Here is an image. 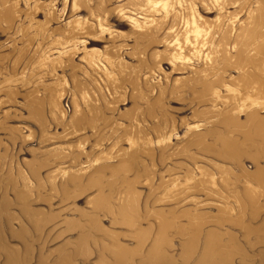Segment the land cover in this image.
Listing matches in <instances>:
<instances>
[{"label": "bare ground", "instance_id": "6f19581e", "mask_svg": "<svg viewBox=\"0 0 264 264\" xmlns=\"http://www.w3.org/2000/svg\"><path fill=\"white\" fill-rule=\"evenodd\" d=\"M22 1L24 2V5H25L24 10L20 9L19 5H18L21 2V0H0V37L6 38V40H9L2 51L8 50L9 47L11 48L13 46V49L12 50L9 49L8 53H5V54L0 53V59L1 58L3 59L2 62L6 61L5 67L7 64H8V66L11 65L12 66V67L10 66L11 69L14 72H16L19 67H20L19 70L23 69L22 68L23 66L21 64H22V62H24V66L26 67V68L24 67V69H27L28 62L32 57L37 55L38 57H40L42 59V61L43 60L47 61L50 58V53H53L54 50L56 51L55 53L57 54V56L56 57L53 56L54 58H52V57L50 58L52 62L50 61L49 63H51L52 67H48V69L51 68L52 72L59 69V68L56 69L55 66L58 64V59H60V57H63V56H66V58H67L66 62H69L70 64L73 65V63L71 62L74 59V58H72L73 53L75 51H78L79 47H80L79 44L81 41L79 39L80 38L79 36L81 34H83V28H86L84 26L90 25L89 27H91L93 25L92 29H89V30L87 29L86 34H88L90 32V30L94 29V25H96V24L94 22L91 23L92 20L101 21V20H99V18H97L98 17L97 14H96L97 19H92L91 21L88 19V21H90V24L86 25L88 23L87 22L82 28L76 26V24L81 22V21H79V19L77 20L79 22L75 23L74 22L75 20H73V18H69V20H73V24H72V21L66 22L69 25L71 24L69 26V28H68V26H67V29L65 27H63L65 29L62 30L63 28L61 26V30H58L57 28L60 29V27L58 25V26H56L57 30L52 28V29H48V31H45V29L49 27V24L51 26V23L53 22L55 17H56V20H58L57 15H56L57 11L55 13L54 12L55 9H53V7H52V4L55 1L54 0H47V1H50V5H47L48 6L47 9L46 8L44 9V7H46V6L44 3L40 2V0H22ZM65 1H67V0H64V2ZM75 1H77V0H75ZM75 1L73 0L72 3H70V8H67V7H64V8H66V10L70 9V12L71 11L74 12ZM90 1L91 0H89L88 2H90ZM79 2H81V1H79ZM109 3L116 4V6H113L109 9L104 8V10L101 9L102 7L99 9V10L105 11V12H106V10L108 11V12H106V14H107L106 17L102 16L103 12L101 14H98V15L102 16V17H100L101 19L106 18L105 20H107V22L105 21L106 23L105 22H103V23L107 25L109 23L108 21H110V23H111L113 20L114 23L115 22L118 23L117 24L118 26L119 25H126L127 23H129L130 27H131V31H130L129 35H127V36H125L126 34L118 36L117 35L118 32H115L113 29L114 33H116V34L114 35L115 37H113L112 35L111 36H112V38H114L115 42H110V45H111V43H114V46L112 47V50L108 54V57H107L109 65L111 67V68L110 67L109 68L112 69L111 72H113V70L115 69L118 71V72L116 71L117 73H122L123 76H126L125 74H128V75L130 74L129 77L135 76V80H134L133 84H130L132 82V79L131 80L129 79V81H131V82H128V83L130 84V86L135 85L136 89L139 91L141 88L140 81L142 80L140 78V77H142L141 73L144 70H147L148 73L153 75L154 71L157 72L160 69V64L163 61L161 57L165 56L169 61H171L172 63L175 64L176 70H180L179 67H177V66H181L183 70H187V68L190 67L189 78L187 79V77H186L185 78L186 80L184 78H182V82L180 85L183 86V84H185L183 86V87H185L186 84L191 83L192 89L187 88L188 86H190V84L188 86H186V88H187L186 91H185V88L183 89L181 87V89L178 90V87H177V91H179V95L185 94V92H187L191 89L192 92L191 91L190 92L192 94H195L196 97L199 98L198 99L199 104L204 103V102H206L204 104H207V102H208V104L210 103L209 106L211 108L208 105H207V107L212 109V111H210V110H208L210 112H207L205 110L204 111L202 110L201 112L197 111L198 110L197 108L201 104L195 108V106L197 105L198 102L197 103H196V101L192 102V100L193 99L197 100V99H195L192 95H190V97L191 96L193 97V99H191V102L196 103L195 105H192V106H194L195 112L196 111L199 112V114H196V115H195V113L193 114L195 116L194 118H198L200 120V117H203V119H205L204 118L205 115H206V117H207V115H209V117H207V119L204 120V123L196 124V122H192V121H191V123H188L189 122V121H187L188 118L183 119L181 117H178L179 114L177 115L175 113V111H177V109H172V110H175L174 113L177 115L176 116L174 114V116H173V113L171 114L172 110L170 108L168 109L169 106L166 105V103L168 101L170 102L169 99L175 97V84L172 88H170V90L169 89L168 90L162 89L164 87L161 88V86L159 85L161 89H160V91H158L156 93L158 96H156V94H155L156 97L154 96L153 99H150V98H146L143 95H140L139 99H137V100H142L140 102L145 101L146 105L149 107L148 109H150V111H152L151 112L152 114L155 113V111H157L155 116L153 115L154 119H152L150 121V122H153V124H151V125L147 124L148 127L150 126V129L148 127H144L142 125L144 123H141V120H140V119H144L145 117H150L147 115V112H145V111H141V113L145 112V114L147 115L144 118H142L143 116L138 115V114H140V112L136 115L131 111H127V112H131L134 115L132 116V115L128 114L129 116H127V117L130 118L131 120H130V123H128L127 120L125 119L126 120L125 122H127L129 124V125H126V123L123 122V124H125V126H127L125 128V126H119V125H122L121 121H119L121 123L116 122L120 119L121 115H119L120 117H116L114 115V114H116V113H114L116 111V105L117 104L119 105L120 103L116 102L114 100L115 99L114 98L113 102L112 101L110 102V100L109 101L105 100V104L103 103V105L100 106L99 103H101V102L98 100L100 97H98L94 93L90 92L84 86V84H82V83L80 84L79 82L82 78L80 76H78L81 79L76 80V83H79L80 85L78 84L77 89H75V90L78 91V93H79V96H77V98H80V101L78 102V100H77V102L79 104L76 107V110L74 112L75 113V126L74 127H76L75 133H77L78 139H76L77 137L75 136L77 146L74 143H73V145L78 147L79 150H78V154L76 157H74L75 155H73V154L76 153L77 151L76 152L74 151V153H72L73 157L75 158L72 161H74L75 163L80 162V157H82V155L85 154L84 153V147L86 146L85 148H88L87 144L90 145V141L88 140V138L92 135H96L95 137L99 136V137H101V139L104 138V140H107V139H110L111 141L114 140L112 142L113 144L111 143L112 147L110 146L109 148H111V151L113 148H115V151H117V152L113 151V153L115 152V154H112V155H115V156H112V155L110 156L109 154L112 152L108 151V152H110V153H108L106 151L107 154L101 153V154L97 155L96 157L94 156L95 152H94V154L90 152L91 153L90 154L87 151V153L89 155H92V156L89 157V155L86 153V156H84V158H86V162H87V160L92 161V160H89V158L95 157V159L92 158L94 160L92 164L90 162H87V164L90 163L89 166L91 168L95 169V170H93L94 171L93 176H97V177L102 176L101 178H103V176H106L108 174L107 172H110L112 169V168H110V171L109 170L107 171V169H106V171H104V166H102V164L101 165L98 164L100 166H96V164H94V163L103 162V165H104V163L108 161L106 163V166H107V165H111V164H109V162H110L109 160L110 159L112 160L115 158L119 161V162L118 161L117 162L119 164H121L124 161L125 157L128 158V159L126 158L127 160L126 159L125 160L127 162L130 161L131 165L129 166L128 163H126V165H128L130 167V172L132 173L131 176H129V174H127L128 176L122 177L121 179H118L119 176H118V178L115 177V176H117L118 173L116 174V171H113V172H115L114 174H113V172H110L113 174L112 176L108 175L106 177L110 176L109 178L103 179L104 181H106V179L107 180L109 179V181H106V182H109L107 184H103L106 182L102 183V181L98 180L99 178L98 179H92V180H95V181L98 180L99 182H101L100 184H102L101 185L102 188H101V186H99L100 188H97L96 186H94V184H93V183H95L94 181H92L93 182L92 184L94 187H96L95 189H101L96 193H100V191H102V189H105V188H103V187H105L103 185H108V184L116 185L118 182L120 183V184L118 183L119 185L126 184L125 187H122V185H121V187L119 185H116V186L122 188V190L125 189V191H123L121 193L117 192V194H116L117 196L113 195L114 197H117L118 201H120V204L118 206H116V207L114 205H113L114 207L111 206L110 197H106L105 201H101V203L100 204L98 203V204L101 205V209H103L102 214H104L103 213L104 210L105 211L107 210V212L112 214L111 217H113L112 218L113 226L114 225H127L128 227L132 228V231H131L132 237H134L137 240V244H135L136 243L135 242L133 246L136 245L138 248L135 249L133 247L135 250L128 249L127 247L124 246V244H121L119 242L120 235H125V234L119 235V233H115V231L107 230V228H109L107 225H106L107 227H105V228L102 226V224H101L102 220H100V215L98 214V208H100V207H98V208L97 207H91L93 210L91 208H89V209L92 210V212H90V213H89V211L87 213L86 212H80V214H79L82 219L87 218L86 222L84 221V224H85L86 228L88 227V229H89L88 233H86L87 229L84 230V233H82V235H80L79 232L74 231V230H76V228H80V226L76 225V224L78 222H80L81 220L77 222L76 218H75V220L77 223L75 221H72L70 224V225H72V227H71V229H69L70 226L68 227V226H66V224H68V222H70L69 221L70 219L65 218L64 213H65V211H69L70 207H66V205L64 203L66 201H68L69 199L71 200V198H73V196L70 194H71V192H73L75 190L73 188H76L75 187L76 185H74V187L72 185L71 188L73 187L72 188L73 190H70L69 183H71V181L67 184L66 183L65 184H57V182H56V184H54L53 178L51 177V174L48 175V177L50 179V182H52V183L48 184L45 182L46 184H41L42 179H40V178H42V177H40L41 176L40 172L38 173V172L34 171L36 169H34V170L32 169L33 171L30 172V175H27V174L25 175L24 173H21V176L26 177V178H23L26 180H31L33 178L32 181H34V179H35L36 182L38 181L37 184H30L29 181L27 183L25 180L23 181V184L18 183V182L15 183L14 182L15 180L13 181V179H11V178H10L11 180L7 182L8 184L7 183L0 184V264H70V263L75 264V263H72L74 261L76 262V260L74 259V255L72 253L73 249H71L72 250L71 252L69 251V246H72V245L79 247V249H81V251L79 252L80 253L79 255L81 257L83 256V258L85 257L84 259L89 261V259H87V256L91 257L94 254H93V252L91 253V251H90L89 252L90 254L88 255V250L85 248L84 244L86 243L85 239H87V237L90 236L91 234H94V236L92 237V241H93L94 246L96 247V250H97V251L95 250L97 252V254L95 252L96 260L93 264H155L156 260H154L155 262H153L154 257L151 256V254L156 248H158L157 245H155L156 241L159 240L158 234H160L161 235L160 238H162L163 236H165L164 232L167 229H168L167 233H168L169 229H171V227H173V226H174V229H176L175 225H174V224H176V222H174V221H176V219H179V218L180 219H182V218L187 219V224H185L184 222L181 224L180 220L178 222L181 225L178 226V232L177 233L181 232L183 237H184V234L186 232L188 233L187 234L188 238H186L187 240L186 239L184 240L185 237L183 238V237H181V235L179 236V237L183 238L182 240L186 241V244H187L185 246H187L186 248L188 250L184 246L185 242H183L184 244L180 243L181 246L182 245L184 246L182 248L183 249L182 251H184V248H185V251L186 250L188 251L187 255L189 254L188 255L189 257L193 253V258H191V259H194V252L196 251V249L198 247V241L203 240V242L205 241L203 243L204 245L202 244V242H199L203 245V247L201 248L202 250L196 251L195 256H197V252H199L200 255L198 254L199 255V257L197 256L198 259L195 257L196 261L194 260L195 261L194 263L195 264H225V263L229 262L228 252L230 250H232L233 248L235 249L236 246L234 245V243L237 245L242 243V242H239L241 240V238L238 239L239 241H237L234 238L237 237L236 235L238 233H235V235L233 236L234 238H231V237L227 236L229 233H227L226 231L229 232V230H226V231L221 230L222 233L226 232V236L228 237L227 240H225V239L224 240L227 242V241H229V238H230L232 245L235 246L231 249V246H230L231 243L230 242H229L230 244L228 243L229 244L228 246H230V247L226 246L227 245L226 243H225L226 245H224V243H223L225 241H223L222 237L225 234L220 235L221 231L216 230L217 227L215 226L214 232L220 233V234L216 233L218 236L215 233H213V230L211 229L212 232L209 234V232H210V230H209V232H207V236L205 235L206 238L203 237V239L200 238L201 239L200 240L199 237H201L200 236L201 227L203 225H205L203 222L201 223V218L203 217L202 219H204V216L207 217L206 212L204 213V211H201L200 209L203 206H204V208H205V206L207 207L208 203H209L208 205L211 206L210 201L206 205H205V202L208 201V199H210V198H208L209 196H213V197L215 196V197L219 198V201L218 200L214 201L213 200L214 198L212 199L216 203L221 202L220 201L221 199L226 201V203H225V201L221 202L222 204L223 203L226 204L225 207H223V209H221L218 206V208H220L221 210L219 209L217 214L220 213L221 215H223V213H224V214L228 215V213L231 214L232 212H235V210L230 212L231 210H233L232 208H234V207L231 208L230 207L231 204H230V206H228L229 200H233V198H235V197H237V198L239 197L241 199L242 198H245V199L250 198L251 200L249 199V201H251V203H252L253 202L252 199L255 196L256 197L258 196L256 194H260V192H259L260 190L257 191L258 192L257 193L251 189V187H253L251 184H253V185L258 184V188L261 190H264V170L261 169L262 167L261 168L259 167L256 171L252 172V171H249L247 169V167L244 166V164H243L244 162L242 163V157H244V155H247V157L253 158L252 157V151L256 150V149H254V150L252 149L254 147L258 148V149L260 148L261 153L259 152V155H262V152L264 154V139H263V137H264V117L260 116L261 114H259V113L261 111L260 112L255 111L256 105H253V107H255L254 110L250 109V111H249V109H248L249 112H247V110H246V112L248 114L246 113L247 117H246L245 121H240V119H239V116H241L239 113L242 112L241 109H239L240 101L246 102V103H249L251 101L257 102L254 100L259 98L261 95L264 96V0H159V1H155V2L152 0H109ZM79 4L80 3H78L76 5H79ZM94 4H95V2L92 3V5H94ZM107 4H108V2H107ZM107 4L106 5L102 4V5H105V7H107ZM65 5H67V4L64 3V6ZM82 5H83V3H82ZM84 5H86V4H84ZM99 5L100 4H98V6ZM198 5L200 6V8L205 13H211L213 10H217L218 11L217 21L214 24H211V23L203 20L198 15V10H197ZM86 7H88V6H86ZM64 8L62 9L63 11H65ZM231 8H234L233 12L229 11V9H231ZM41 11H44L43 17H44L45 21L36 20L38 18L37 16L42 15ZM70 12H69V15L70 14L72 15L74 13H78L79 11L74 12V13H70ZM87 12H90V10ZM93 12H95V11H93ZM242 12L245 13V18H242L243 20L239 19V15ZM59 13L61 14V11ZM58 16H61V15H58ZM63 21H62V23H63ZM100 23L101 22H97V24H100ZM79 24H78V26H79ZM45 25H48V26H45ZM66 25L64 23L63 26H66ZM106 25H105V28L103 31H105ZM113 25L114 24H112V27L115 28ZM107 26L110 27V25H107ZM89 27H87V28H89ZM96 27L98 28V26H96ZM99 28H100V26H99ZM107 29H108V30H106L107 32L111 31V30H109L111 28H107ZM36 30L37 31L40 30L42 33L41 38H39L40 36L37 35V37L39 39L37 41H36V33H38V32ZM57 31H58V33L61 32L62 33L61 36H64V38H65L64 39L62 37L64 39V42H61L62 38H59L60 41H58V42H61L60 44L64 43V45H68V46L65 47L63 45V47H61L59 45L61 48L56 47L58 50L57 49L52 50V48H55V46H56L55 45L54 47H50L51 50H48L50 48L48 46H46L45 43H46V41L51 39L53 36L56 37V35H54V33ZM98 31H102V30L99 29ZM58 33H57V35L59 37H61ZM63 33H64V35H63ZM93 34H94V32H93ZM95 34L100 36L98 33H95ZM100 34H101V32H100ZM91 35H92V33H91ZM159 37H161V38H159ZM100 38H103V35H102V37L100 36ZM120 39L130 40V41H132L133 44L130 47L126 44H118L117 43L118 41L116 42V40H120ZM162 40H165V45H166L164 52H158L157 50L150 49V47L152 45L159 43L158 41H162ZM35 42H36V44L34 45L33 48H31L33 43H35ZM78 45H79V47H78ZM65 49H67V50H65ZM122 49H124L123 51L125 52V56L127 58H129V59H130V57H131V59L136 58L138 63L134 66H131L130 64L126 63L125 59L122 61L121 57H120V54L122 53V51H121ZM125 49H128V50L126 51ZM106 50L107 49H105V51ZM170 50H171V52H170ZM184 50H185V52H184ZM191 54L194 55V58L198 59V62L200 64L199 66L192 65V64L187 65L189 62L187 64L185 63L188 56ZM100 56H103V55L101 54ZM90 57H92V56H88V59H91ZM92 58H95V57H92ZM122 58H124V56H122ZM37 59L38 58H36V60ZM83 59H85V58H83ZM83 59H80V60L83 61ZM100 59L102 60V58H100ZM26 60H27V63H25ZM33 60H35V59H33ZM92 61H95V60H92ZM97 61H98V64H102V63H99V60H97ZM176 61H180L179 62L180 64H178ZM4 62H3V64H4ZM77 63L81 64L79 62H77ZM86 63H87L88 68H89L90 64H88V60L85 61V64ZM90 63H91V61H90ZM42 64H44V63H41V65ZM70 64H66V65H70ZM78 64H77V67H78ZM92 64H94V63H92ZM95 64L97 65V63H95ZM103 64H104V62H103ZM216 64L218 66H216ZM0 65H1V60H0ZM63 65H62V67H63ZM74 65H73V69L75 67ZM8 66H7V68H8ZM39 67H41V66H39ZM57 67H60V64H58ZM229 67L237 68V70H238V73H237L238 77L237 78H233V77L227 78L225 76V74L227 73L226 72L227 68H229ZM7 68H5V69H7ZM11 69H8V71ZM85 69H86V67H85ZM98 69H99V67H98ZM107 69H105L106 72H107ZM110 69H108V71ZM39 70H41V69H39ZM92 70H94V69H92ZM101 70H102V68H101ZM0 71H1V69H0ZM3 71L7 72V70H3ZM11 71H9V72H11ZM81 71H83V69H81ZM84 71H86V70H84ZM84 71L82 73H86ZM173 71H174V68H173ZM41 72H43V71L41 70ZM17 73L19 74V72H17ZM101 73H103V72H100V74H98V76L102 77L103 75ZM105 73H103V74H105ZM40 74H42V73H40ZM54 74H55V72H54ZM89 74H92L91 71H90V73L88 72L87 75H89ZM186 74H188V73H186ZM5 75L7 76L9 74H5ZM87 75L85 74L84 76H87ZM112 76H114V75H112ZM123 76L118 75L117 77L120 79ZM9 77H11V76H9ZM12 77L11 78L7 77L8 80L4 79V82H0V153H1V150H3L2 147H5V149H6L5 154H6V152L9 151L10 146L12 145L13 146V147L11 146V148H13L12 151H14V148H15L17 150L19 149V153L24 152V154H28V150H26V148L24 149L23 144H25L26 142H30V141H28V138L30 140H32V138H33L32 136H33L34 131H32V130L29 131L28 128L31 129V127H27L26 131L28 133V136H22L23 134H25L22 130L9 127L7 125L8 124L7 121L12 116L9 117V115H10L9 112L11 110L6 109V108H8L6 106L11 105L13 107V105H15V104H17V106L19 104V107L23 106L24 107L23 111H26V110L28 111V112L26 111L27 117H29V118L31 117L32 119H35L36 121L39 122V124H37V125H39V126H37V128L40 127L39 130H40V135H41L40 136L41 141H39V144H44V143H47L48 141L55 140L56 138H58L57 136H54L53 134L49 135L47 125H45L47 123H44V121H43V120L46 121V119L43 118L44 117L45 101L46 100L48 101L49 105L51 106L50 107L48 105V107L53 109V110H51V109L50 110L54 111V116L59 119L60 117H58V112H62L64 114V110L62 109V106H61V103H63V102H61V101L63 99V96H65L66 93L64 94V91L62 89L63 84L60 85L57 83L58 84L57 85L56 83H53L51 85H47V84L43 85L42 83L41 84L34 83V85L35 84H37V85H35V87L31 91L28 90V94L24 96V97H26L25 100L23 99L22 102L18 103L16 101L17 97L19 95V92H17L18 90H16V88H17L16 85L18 83H14L15 80H13ZM39 77H42V76H39ZM117 77H111V78L116 79ZM18 78H20V77H18ZM55 78H53V79H55ZM89 78H87L88 81H89ZM108 78L111 81L110 76H108ZM125 78L128 79V77H124V78H122V80L124 79L123 81H125ZM150 78H152V77L150 76ZM83 79H82V81H84ZM25 80L29 81L27 78ZM34 80H35V78H34ZM40 80L38 79V81H40ZM96 80H99L98 84L93 82V83H91V85L97 84V86H98L100 84L102 86V84L100 82L102 80H106V79H105V77H103V79L100 81V79L98 77H96ZM96 80H94V81H96ZM116 80H118V79H116ZM116 80H114V81H116ZM77 81H79V82H77ZM114 81L111 82V84H110V82L106 80V81H103V84H105V86H106V83H104V82H107L109 85L114 84L111 87H114L115 89H117L119 87L124 88L123 85H121L122 86L121 87L118 84H115ZM183 81H184V83H183ZM19 82H20V80H19ZM73 82H75V80ZM20 83L22 84V82H20ZM83 83H85V81ZM122 83H120V84H122ZM108 84H107V87H108ZM73 85H74V83H73ZM152 85H153V83H152ZM156 85H158V84L155 83L154 86H156ZM15 86H16V88H15ZM86 86L88 87V85H86ZM124 86H125V83H124ZM159 86H156L157 89L159 88ZM217 86H220V88H221V86L223 88L225 87V89L223 91H226L225 92L226 94H228L230 92V94H228L226 96L224 92H223L224 94L222 92H219V93H222V95L220 94V96L224 95V98L220 97L219 93H218V91H220V90L217 89L218 88ZM20 87L23 88V86H20ZM25 87H26V85H25ZM94 87H96V86H94ZM149 87H150V85H149ZM91 88H92L91 90H93L92 86H91ZM103 88H105V87H103ZM152 88L154 90L156 89L155 87L152 86V87H150V90ZM226 88L228 89L229 92L226 90ZM134 89H132V90H134ZM153 89H152V91L154 93L155 91ZM65 90H67V89H65ZM101 90L102 89L98 90V92ZM110 90H111V88H109V90H105V91L107 92ZM137 90H135V92H137ZM181 90H184L185 92L183 91L184 93H182V92H180ZM112 91H110V92L114 93L116 90H114V92H112ZM152 91H151V93H152ZM252 91H254V92H252ZM232 92L233 93L235 92L236 94H232ZM166 93H168L167 97L170 96L168 101H167ZM180 93H182V94H180ZM92 94H94L98 98L95 99L93 97L94 95H92ZM98 94H99V96L102 95L100 93H97V95ZM117 94H120V93H117ZM104 95H106V93ZM186 95H187V93H186ZM135 96H137V95L135 94ZM182 96H181V100H183L182 98H184ZM187 96H189V95H187ZM103 97H105V96H103ZM106 97H107V95H106ZM112 97H114V96H112ZM112 97H110V99ZM190 97H188V98H190ZM179 98H180V96L178 97V99ZM188 98H187V100H188ZM107 99H108V97H107ZM119 100L125 101V99H123V95H122V99H119ZM133 100L134 99L129 100V102L130 101L132 102ZM175 100H177V98ZM185 101H186V99H184V102ZM189 101H190V99H189ZM119 102H121V101H119ZM133 102L135 103V100ZM138 102L136 104H138ZM259 102L261 103L260 100H259ZM259 102H257V103H259ZM82 103L84 105H86L87 108L84 109L81 106ZM121 103H123V102H121ZM251 103H249V104H251ZM263 103H264V101H263ZM136 104H133L135 108L137 106H139V105L135 106ZM185 104H187V103H185ZM191 104H190V107H191L190 110L193 109ZM249 104H248V106H249ZM253 104H255V103H253ZM242 106H244V104ZM134 107L132 109H134ZM245 107H246V105H245ZM257 107H258V104H257ZM200 108L203 109V106H201ZM259 108H261V107H259ZM20 110H21V108H20ZM134 110H136V109H134ZM138 110H142V109H138ZM169 110H171V111H169ZM180 110L185 111V110H187V108H185V110H184V107H181ZM14 111H15V109H14ZM135 112H138V111L136 110ZM15 113H14V115H15ZM126 113H124V116L127 115ZM46 115H48V114H46ZM135 115L137 117H135ZM52 116H50V117H52ZM139 116H141V118ZM15 117H12V119L13 118L15 119ZM45 117H47V116H45ZM71 117H74V116H71ZM127 117H122V118H127ZM187 117L190 118V116H187ZM20 118H21V116H20ZM58 119H56V121ZM52 120H54V119H52ZM72 120H73V118H72ZM147 120H143V122L147 121ZM60 122L61 121H59V122L57 121L56 123H60ZM63 122H61L60 124L62 125ZM199 122H201V121H199ZM68 124L70 125V123H68ZM71 124H74V123L71 122ZM120 127L125 128L124 129L125 132H122L123 134L124 133L125 134L119 137L118 135H120V133H116V132H118L120 130L124 131L123 128L121 129ZM56 129H57V126H56ZM74 129L72 130L70 128L71 131H74ZM89 132H91V134L87 136V134ZM69 133H71V132H69ZM75 133H74V135H76ZM2 134L4 135L3 137H1ZM65 135L67 136L68 133ZM58 136H60L59 139L63 138V137H61V135H58ZM112 136H114V138ZM95 137H91L89 139L92 141H93L92 138H94L95 140H97V138L99 139V137H97V138H95ZM178 137L181 138L180 141L176 140L178 142V145H176L177 142H175L176 144L172 143L175 146H177V147L174 146L176 149L173 147L175 152L174 151L170 152L169 149L173 146V145H171V140H173V139L175 140ZM64 138H66V137H64ZM68 138H69V136H68ZM72 138H74V137H71V139ZM254 138L255 139L261 138L263 140L261 141V139H258V141H256L257 139L255 140ZM75 139H73V140H75ZM6 141L9 142L10 146L6 143ZM88 141H89V143H88ZM126 141L130 142V151L128 153H126V151H124L123 149L120 148V144H123V142H124L125 143L124 145H126V143H127ZM53 142H55V141H53ZM142 142L145 144V147H147V148H145L144 150L141 149L144 151V152L142 151L141 153L147 154V159H146L147 161L145 159H143L145 161L142 160L140 162V160L138 159L139 158L138 156H140L139 151H141L140 148L142 146L141 145ZM58 143H56V144H58ZM94 143H95V146H93V147L97 148V147L101 146L102 142L95 141ZM105 143H106V141H105ZM155 143L161 144V151H160V147L157 148V150L159 149L158 151L161 152L159 156H156V155L154 156V154H152V151L150 148L151 146H156V145H153ZM65 144H68V143H65ZM102 144L106 145L104 143H102ZM54 145H52V146H54ZM157 146H160V145H157ZM49 147H48V149H50ZM54 147L55 148L51 147V149L49 150V153L52 151H58V149H60L59 147L57 148L56 145ZM76 147L72 146L71 148H76ZM127 147H128V145H127ZM28 148H30V147H28ZM89 148H90V146H89ZM96 148H94V149H96ZM125 148H126V146H125ZM173 148L171 150H173ZM48 149L45 150L47 152V153L45 152L47 155L49 154ZM65 149L69 150L68 148H65ZM94 149H93V151H95ZM99 149L100 148H97L96 151H98ZM101 149H102V147H101ZM70 150L73 151V149H70ZM74 150H77V149H74ZM126 150H128V149L126 148ZM42 151L38 152L37 154L39 155V153H41L43 156L44 151L43 152ZM71 152H69V153H71ZM103 152H105V151L103 150ZM29 153H32V152H29ZM69 153L66 156H68ZM96 153H98V152H96ZM63 154H65V153H63ZM145 154H142V155L145 156ZM174 156H176V160H177V157L179 158L181 156V158H180L181 160H179V161L175 160L174 161V159H172V158H175ZM205 156L210 157L209 158L210 160L214 159L215 162L216 161L223 162L222 164H224V161L230 162L231 165H233V167L236 166L232 169L235 170L237 168V172L234 171L235 172L234 173L232 171L230 164H229L230 168L229 167L227 168V167H224L220 164L217 165L216 164L217 162L215 163L214 160L213 161L209 160V161L204 162L205 160H207L206 158H204ZM53 157H54V155H53ZM140 157L145 158L142 156H140ZM247 157H245V158H247ZM37 158H38V156H37ZM49 158H52V157H49ZM49 158H46V160H48ZM13 159L14 158H12V161H13ZM42 159H43V157L40 159V161ZM70 159H73V158H69V160ZM168 160L173 162L172 164L170 163L171 166H170V164H168V162H166ZM262 160H264V158ZM7 161L9 162L8 159H7ZM7 161L3 160L2 158L0 159V167H1L0 171H2V169H4V167H5V168H7L6 169L7 172H5V173H8V174L11 173L12 175H14L13 174V171H14L13 167L14 166H12L13 165L12 161L10 159V163H6ZM38 161L35 162V164L38 163L37 165L39 166V165H41L40 163H42V162H38ZM42 161H44V160H42ZM49 161H52V160L50 159ZM56 161H57V159H56ZM137 161L140 162V163H138V165L136 164ZM158 161H159V163L161 162V165H163L166 162V164H168L169 167L166 165L165 170L162 169L163 168L162 167L161 169L164 171L159 170L160 173L157 172V174H158V176H157L155 173L158 169L155 171V168H156V164L158 166ZM14 162H16V161H14ZM33 162L34 161H32V163ZM63 162L64 161H62V162L60 161V163H58V164H61V166H62ZM117 162H115L114 164L117 165L118 164ZM257 162H259V161H257ZM45 163H46V165L49 164L46 161H45ZM67 163H68V160H67ZM234 163H235V165H234ZM65 164L66 163H64V165ZM83 164H85L84 161H83ZM140 164H142V165H140ZM226 164H228V163H226ZM37 165H33V166H37ZM55 165H56V163H55ZM76 165H79V164H76ZM122 165H124V164H122ZM263 165H264V163H263ZM80 166L79 167L82 168V166H84V165H80ZM45 167L47 168V166H45ZM45 167H43V168L41 167V169H44ZM50 167H51V165H50ZM58 167H60V166H58ZM71 167L70 168L65 167L66 171L71 169ZM120 167H122V166H120ZM125 167L126 166H123L122 169H125ZM31 168H32V166H31ZM254 168H255V166H254ZM51 169L52 168H50V170ZM60 169H63V168L60 167ZM82 169H84V167ZM86 169H88V168H86ZM119 169L120 168H118V170ZM19 170H20V168H19ZM50 170H47V171L49 172ZM76 170H78V168L75 167V171ZM115 170H117V169H115ZM127 170H129V169H126L125 171H127ZM37 171H39V170H37ZM62 171L63 170H61L60 172H62ZM71 171L72 170H69L68 172H71ZM3 172H1V173H3ZM91 172L92 171L87 172V175H88V173H91ZM127 172L130 173L129 171H127ZM83 173H86V171ZM103 173H105L106 175ZM120 173L122 174V172H120ZM18 174H20V173H18ZM56 175H57V173H56ZM0 176H1V174H0ZM58 176H59V174H58ZM81 176H85V175H81ZM90 177L94 178L92 176H90ZM155 177H156V179L159 180V182H157V184H158L157 187L154 186L156 184H154V182H153ZM0 178H2V177H0ZM13 178H14V176H13ZM63 178H64V175H63ZM142 178H145L144 183H142ZM70 179H73V178H70ZM84 179H86V178H84ZM5 180L6 179L4 178L3 181H5ZM158 180H156V181H158ZM18 181L21 182L22 179L18 180ZM44 181H46V179ZM77 181H79V180H77ZM47 182H48V180H47ZM72 182L75 183L76 181L72 180ZM99 182H97V184H99ZM77 183L78 182H76V184ZM83 183H85V182H83ZM83 183H80V184L85 186L86 183H88V182L86 181L85 184H83ZM90 184L88 183L89 186L92 185V184L91 185ZM138 184H142V185L147 184V186L148 185L150 186V191H148L149 194L146 196L147 198L145 196H144V198H142L140 196L141 192H139L137 190ZM152 184H154V185H152ZM169 184L172 185L173 188L177 189L178 190L177 192H179V193H183V194L184 193L185 194L186 193H193L195 196V194L196 195H197V193L201 194V192H202L204 195H202V196L200 195L201 196L200 198H199V196L195 197V198L192 196L193 198H191V199H189V197H188V200L185 201V199H184V202L180 203V201H182V198H181V200L177 203L176 206H175V202H174V204H172L171 207L164 208L165 207L164 205L167 204L166 203L163 205L164 206L163 208L158 209V210H154L156 208V206L160 205L159 203H161L162 201L160 200L159 197H156L154 199L153 195L157 194L158 188L160 186H161V188L162 187H168ZM214 184L215 185L219 184L220 185L219 187H221V188H223V186H221V184H229V185L234 184L233 188L232 187L229 188V190L232 188V190H230V192L236 191V190H234V187L236 186L235 184H237V185L238 184H244L243 187H239V188H244L245 191L244 190H242V191L244 192L245 195H244V197L242 196L243 194L241 195L242 197L236 195V193L239 192L238 191L239 188H237L238 186L236 187L237 188L236 193H233V192L231 193L232 196L234 194L233 197L230 196L231 194H229V193L227 194L225 190L223 191V194L225 192V194H227V196L225 194H224L225 196L224 195L222 196V194L219 195L218 193L213 192L214 190L212 191V189L210 187V186H214ZM114 185H110L109 190L110 189L112 190L113 188L111 186L114 187ZM84 186H81V187H84ZM138 186H140V185H138ZM239 186H241V185H239ZM143 187H141V188H143ZM219 187L217 185V188H219ZM115 188L116 187H114V189ZM144 188H143V190H144ZM82 189H84V188H82ZM82 189H81V191H82ZM86 189H89V188L87 187ZM90 189H91V187H90ZM170 189H172V188H169V191H170ZM91 190L95 191L94 189H91ZM111 190L106 191L104 194H109V192L110 193L114 192V190L113 191H111ZM167 190H168V188H167ZM220 190H222V189H220ZM256 190H258V189H256ZM84 191H85V189L83 190V192ZM116 191H117V189H116ZM155 191H157V192L154 194ZM161 191L164 194V191L163 190H161ZM78 193H80V192H78ZM81 193H80V195L79 194L78 195L81 196L87 192H84L83 194H81ZM93 193L96 194L95 192H93ZM144 193H146V192L144 191ZM173 193H174V191H173ZM159 194L160 193H158V196H160ZM261 194H262V191H261ZM169 195H172V194H169ZM189 195H191V194H189ZM246 195L249 198L246 197ZM260 195L258 196L257 200H259ZM62 196H64V197H62ZM96 196H98V195L96 194ZM100 196H98V197L101 198ZM184 196H186V195H184ZM263 196H264V193L261 197H263ZM92 197H94V196H92ZM102 197L104 198V196H102ZM140 197H141V200L144 199V201L140 202ZM177 197H178V195H177ZM203 197L208 198V199L207 200L205 199L206 201L204 200V202H203L201 200V198H203ZM229 198H231V199H229ZM91 199L92 198L86 199V201H88V200L90 201ZM95 199H96L95 203H97L99 200H98V198H95ZM111 199H113V197ZM171 199H172V197H171ZM245 199H242V200L244 201ZM100 200H102V199H100ZM165 200L166 199L163 198L164 202H170L168 200L167 201H165ZM175 200H179V198L175 199ZM242 200H240V203H243V202H241ZM253 200H256V199L254 198ZM93 201H95V200H93ZM245 201L247 202L248 200H245ZM245 201H244V203H245ZM111 202H113V201L111 200ZM171 202H173V201H171ZM255 202H258V201H254V203ZM39 203L40 204L47 203V204H45V209H44V207L41 208L40 206H38L39 208L38 207L36 208L35 204L37 205ZM88 203H90V202H88ZM93 203H91V204H93ZM141 203H142V205L144 204L145 212H141V210H140V207H141L140 204ZM188 203H192V208H188L189 206L188 207L186 206ZM231 203H233V202H231ZM236 203H238V202H235L234 205H236ZM244 203H243V205H244ZM254 203H253V205H254ZM63 204L65 205V207L63 206ZM183 204H186L185 206L187 207V209H185V208H184L185 210L180 209V206ZM247 204H248V202H247ZM93 205H95V204H93ZM173 205H174V207H172ZM239 205H237L238 208H239ZM249 205H247V207ZM253 205H252V207H253ZM256 205H258V203H255L254 206H256ZM41 206H43V205H41ZM90 206L91 205H89V207ZM222 206H224V205H222ZM258 206H260V204ZM159 207H162V206H159ZM252 207H250V208L252 209ZM260 207L259 208L255 207V208L257 210L259 209L261 211L262 207L261 208ZM141 208H143V207H141ZM177 208L181 211L180 212L177 211ZM250 208H248V210ZM255 208H253L252 211H255L256 210ZM96 209H97V211H96ZM148 209L149 210L151 209L152 211H149ZM244 209H245V211L247 210L246 207ZM238 210H239V212L244 211L241 208ZM200 211L206 215L201 214ZM246 212H245V217L247 215ZM141 213H145V215L143 216V214L141 215ZM235 213H234V215H235ZM237 213H238V211H237ZM252 213H253L252 215L255 216L256 213L255 214H254V212H252ZM110 214L105 213L104 215H107L106 217H109L108 215H110ZM243 214L244 213H240L239 215H241V216H239L238 214L237 215L239 216V218H241L243 216ZM65 215H66V213H65ZM152 216H153L152 219L154 221H155L154 217L157 219V222H155V223L153 222L154 224H152V222H143L142 221L143 224H142V222H140L142 219L144 220V219L149 218V217L151 218ZM171 216H172V218H170ZM209 216L213 217L216 215L213 214V216H211V215H209ZM223 216H220V221L221 220L223 221V219H225V218L221 219ZM259 216L261 217V215H259ZM66 217H69V216L66 215ZM120 217H121V219H120ZM132 217H134V219ZM210 217H209V219H211ZM217 217H218V215H217ZM217 217H214L215 221L217 220ZM150 218H149V220H150ZM255 218H256V216H255ZM255 218H254V220H255ZM107 219H109V218H107ZM152 219L150 221H152ZM229 219L231 220L230 217H229ZM233 219H235V221H236V217ZM83 220H85V219H83ZM208 220H204V222H206V221L208 222ZM244 220H245V218L242 219V221H244ZM254 220H253V222H254ZM220 221H218V223ZM225 221H228V218H226ZM225 221L223 223L222 222H220V223L224 224ZM246 221H245V224H246ZM212 222L207 223L208 225H206V226L210 225V227H212L211 225L217 224L216 222H215L216 224L214 222L213 223ZM231 222H234V220L233 221L231 220ZM251 222H252V220H251ZM144 223H150L147 225V228H144L146 230H144V229L142 230L143 227L140 228L141 224L144 225ZM227 223H229V222H227ZM240 223H241V220H240ZM248 224H249V222H248ZM186 225H187V227H186ZM236 225L238 227L241 226V225L239 226L238 224H236ZM252 225L250 224L251 227H252ZM109 226H111V225H109ZM217 226H219V225H217ZM225 226H227V225H225ZM230 226L232 228L234 225L230 224ZM122 227H124V226H122ZM122 227L117 226V228H121V229H122ZM144 227H146V226H144ZM81 228H82V230L84 229L83 227H81ZM110 228L111 229L114 228L113 230H116L115 227H110ZM125 228H127V227H125ZM243 228L244 227H242L241 230ZM245 228H244V230H246ZM153 229L158 230V234L155 233L157 236L155 235L156 237L154 239L152 236L153 235L152 231H154ZM208 229L209 228H207L206 230H208ZM69 230H70V232L72 231V232L79 234V236L77 237V240L75 242L70 241L69 239H67V240L64 239V235L66 233H68ZM232 230H233V228H232ZM234 230H236V229H234ZM249 230H252V229L251 228L247 229L245 232L249 233ZM119 231H121V230H119ZM172 231H174V230H171L170 231L171 233L169 232V236L167 235L168 237H170V235L172 234ZM254 231L252 230L251 232L254 233ZM128 232H130V229H127V233ZM204 232H206V231H204ZM204 232L202 231L201 234H205ZM255 232H257V231H255ZM75 233L73 235H75ZM98 233H100L101 236ZM123 233H125V232H123ZM150 233H151V237H152L151 239H153L154 241L152 240L153 243H151L148 240L149 243L148 244L146 243L147 247L149 244H152V245H150L151 247L149 248V250L146 251V252H148L146 254L142 250V248L145 245L144 242H146L147 239L149 238ZM230 233H233V232L230 231ZM242 233L243 232H241V234ZM244 233L242 235H244ZM257 233H254V234L257 235ZM162 234H164V235L162 236ZM261 234H262V232H261ZM95 235H98V236H95ZM175 235H177V234H175ZM219 235H220V238H222V243L220 241ZM229 235H231V234H229ZM129 236H131V235H127L126 237H129ZM248 236H249V234H248ZM122 237L123 236H121L120 238H122ZM245 237H247V236H245ZM255 237L256 236H254V238ZM165 238H166V236H165ZM174 238H176V237H174ZM177 238H178V236H177ZM224 238H226V237L224 236ZM243 238H244V236H243ZM260 238H262V237H260ZM263 238L260 240L257 239L259 241V243H261L260 241H262ZM127 239H129V238H127ZM124 240H126V238H124ZM170 240H171V237H170ZM182 240H181V242H182ZM235 241H237V243ZM250 241H251V239H250ZM250 241H249V243H250ZM122 242L125 243V241H122ZM165 242H166V239H165ZM167 242H169V241L167 240ZM167 242L165 243V245L167 244ZM238 242H239V244H238ZM256 242L257 241H255V243ZM158 243L159 242H157V244ZM246 243L248 244V242H246ZM255 243H254V245H255ZM58 244H60V245H58ZM92 244H90V245H92ZM168 244H170V243H168ZM129 245H130V243H129ZM251 245L249 244L250 247H251ZM155 246H156V248H155ZM160 246H162V244L159 245V247ZM239 246L236 247L238 254H239V251H238L239 249H240V252L242 250H244L242 248L243 247L242 244H241L242 250H241V248H239ZM92 247H93V245H92ZM173 247L174 246H172L171 248H173ZM199 247H200V244H199ZM71 248H73V247H71ZM161 249H163V248H161ZM164 249H163V251H164ZM174 249L175 248H173L172 250H174ZM235 250L233 252V255L236 252ZM163 251H159V249H158L157 252H161L162 254L165 253L166 257H164L165 255L163 257L167 258L168 260H172L171 257L175 256L173 251L169 250L170 253L171 252L173 253V255L171 254L172 256L170 257L171 258L170 259V258H168L170 253L168 255L165 251L163 253ZM155 252H156V250H155ZM184 253H183V256H185ZM158 254L156 256H158ZM162 254H161V256H162ZM231 254H230V256H231ZM260 255H261V253H260ZM76 256H78V254H76ZM76 256H75V258H76ZM177 256H179V255H177ZM180 256L182 257V255H180ZM188 256H186V259L182 257V261H183V259L186 260L185 261L186 264L188 261H190L189 260L190 258H187ZM247 256H248V254H247ZM81 257H79V259H81ZM163 257H160L161 261L165 260ZM174 258L175 259H177V258L181 259L180 257H177V258L173 257V259ZM244 258L246 259V255ZM178 259H177V261H179ZM250 259L251 258H249V260ZM160 260H159V262H160ZM166 260H165V262H166ZM249 260H247V261H249ZM83 261L84 262H82V263L87 264V263H85V260H83ZM231 262H232V260H231ZM157 263H158V261H157ZM162 263L165 264L164 262H162ZM174 263H176V262L174 261ZM178 263H180V262H178ZM178 263H176V264H178ZM188 263H190V262H188ZM263 263H264V261H263ZM166 264H169V263L166 262ZM182 264H184V262H182Z\"/></svg>", "mask_w": 264, "mask_h": 264}, {"label": "rangeland", "instance_id": "374dc122", "mask_svg": "<svg viewBox=\"0 0 264 264\" xmlns=\"http://www.w3.org/2000/svg\"><path fill=\"white\" fill-rule=\"evenodd\" d=\"M55 2L52 4V7H53V9H55L54 10V12L56 13V11H57V13H56V15H57V18H58V20H56V17L54 18V20H53V22L51 23V26H50V24H49V27L48 28H46L45 29V31H48V29H56L57 27L56 26H58L59 25V27H60V29L59 28H57L58 30H61V26H62V28L63 27H65L66 29H67V26H68V28H69V26L71 25H69V24H67L66 22H68V21H72V24H73V20H75L74 22L75 23H78L79 21H81V22H79L78 24H79V26H78V24H76V26L77 27H80V28H82L87 22V24L86 25H88V24H90V21L92 20V19H97V18H99V20H101V21H97V20H92L91 21V23H95L96 25H94V29L93 30H90V32L88 33V34H86V32H87V29L89 30V29H92V27H93V25L91 26V27H89V26H84V27H86V28H83V34H81L79 37V39H80V47H79V45H78V47H79V50L78 51H73L74 53H73V57L72 58H74L71 62L73 63V65L75 66L74 67V69H73V65L72 64H70L69 62H66L67 61V58H66V56H63V57H60V59H58V64H60V67H57L58 66V64L55 66V68L57 69V68H59V69H57V70H55L54 72H55V74H54V72H52V70H51V68L50 69H48V67H52V65H51V63H49L50 61H51V57L52 58H54L53 56H57V54L55 53L56 51L54 50V49H57V48H61V47H63V45H64V43L63 44H60L61 42H64V36H61L62 35V33L61 32H59L58 33V31L57 32H55L54 33V35H56V37L55 36H53L51 39H49L48 41H46V46H48L49 48L50 47H54L55 45V48H52V50H54L53 51V53H50V58L46 61V60H43L42 61V59L40 58V57H38L37 55L36 56H34V57H32L30 60H29V62H28V66H27V69H24V62H22V70L20 71L19 70V68H18V70L16 71V72H14L12 69H11V67L10 66H8V64L6 65V67H5V62H4V64H3V62H2V58L0 59L1 60V65H0V69H1V71H0V82H4V79H6V80H8V78H11L12 76L14 77H12V79L13 80H15V82L14 83H18L16 86H17V88H16V86H15V88H16V90H18L17 92H19V95H18V97H17V102L19 103V102H22L23 101V99L25 100V98L26 97H24L25 95H27L28 94V90L29 91H31L34 87H35V85H37V84H43V85H45V84H47V85H51V84H53V83H58V84H60V85H62V89H63V91H64V94H65V96H63V99H62V101L61 102H63V103H61V106H62V109L64 110V114L62 113V112H58V117H60L59 119L58 118H56L55 116H54V111H51V110H53V109H51V108H49L48 107V105H49V103H48V101L46 100L45 101V106H44V119H46V121L45 120H43L44 121V123H47V124H45V125H47V129H48V132H49V135H51V134H53L54 136H57L58 138H56L55 140H51V141H48L47 143H44V144H39V141H41L40 140V130H39V128L40 127H38L37 128V126H39V125H37V124H39V122L38 121H36L35 119H32L31 117V119L29 118V117H27V113H26V111H23L24 109V107L22 106H20L19 107V104H18V106H17V104H15V105H13V107L10 105V106H6V107H8V108H6V109H10L11 111L9 112L10 113V115H9V117H15V119L13 118L12 119V117L11 118H9L8 119V126L9 127H11V128H15V129H20V130H22L25 134H21L22 136H28V133H27V127H31V129L30 128H28V130L30 131V130H32V131H34L33 132V138H32V140H30L29 138H28V141H30V142H26L25 144H23L24 145V149L26 148V150H28V154H24V152H20L19 153V149L17 150V149H15L14 148V151H12L13 150V148H11V146H10V144H9V142L8 141H6V143L10 146V149H9V151L8 152H6V154H5V147H2V149L3 150H1V153H0V159L2 158L3 160H6L7 161V159L9 160V162L7 161L6 163H10V159H11V161H12V158H14L13 159V161H12V166H14L13 168V174L14 175H12L11 173L10 174H8V173H5V172H7L6 171V169L7 168H5L4 167V169H2V171H0V174H1V176L0 177H2V178H0V184H5V183H7L8 181H10L11 179H13V181L15 182V183H21V184H23V181L25 180L27 183H28V181H29V183L30 184H37V182H36V180L34 179V181H32L33 180V178L31 179V180H26V179H23V178H26V177H23V176H21V173H24L25 175L27 174V175H30V172H32L34 169H36V170H34V171H36V172H40V177H42V178H40V179H42L41 181V184H46V183H48V184H51L52 182H50V179H49V177H48V175H50L51 174V177L53 178V183L54 184H56V182H57V184H67V183H69L70 181H71V183H69V185H70V190H73V189H77L76 191L74 190L73 192H71V194L70 195H72L73 196V198H71V200L69 199L68 201H66L64 204L66 205V207H70L69 208V211H65V213H66V215L67 216H69V217H66V215H65V213H64V216H65V218H68V219H70L69 221L70 222H68V224H66V226H70L69 227V229H71V227H72V225H70L71 224V222L72 221H75L76 222V220H77V222L78 221H80V222H76L77 224L76 225H79L80 226V228H76V230H74L75 232H79V234L80 235H82V233H84V230H86L87 232L86 233H88V231H89V229H88V227L86 228V226H85V224H84V221L86 222V220H87V218H83V219H85V220H83L81 217H80V212H88L89 211V213L90 212H92V208L91 207H100V208H98V214L100 215V220H102L101 222V224H102V226L105 228V227H109V228H107V230H111V231H115V233H119V235L120 234H125V235H120V237L121 236H123L124 238H126V240H124V238L122 239V238H120L119 237V242L121 243V244H124V246L125 247H127L128 249H131V250H135V249H137L138 247L136 246H133L134 245V243L135 244H137V240L134 238V237H132V234H131V231H132V228H130V227H128L127 225H114L113 226V224H112V218L113 217H111L112 216V214H110L109 212H107V210L105 211L104 210V214L105 213H107V214H110V215H108L109 217H106L107 215H104V214H102V211H103V209H101V205H99L100 203H101V201H105V199H106V197H110V204H111V206L112 207H116V206H118L119 204H120V201H118V199H117V197H114V196H117L116 194H117V192L119 193H121V192H123V191H125V189L124 190H122V188H120L121 187V185H122V187H125L126 186V184H121V185H119L118 183L116 184V185H119L120 187H118V186H116V185H114V184H108V185H103V186H105V187H103V188H105V189H102V191H100V193H96V192H98L99 190H101V189H95L96 187L97 188H100L99 186H101L102 184H100L101 182H99V181H102V183L103 182H106V181H109V179L107 180L106 179V181H104L103 179H105V178H109L110 176H112L115 172H113V171H116V174H117V176H115L116 178H118V176H119V178L118 179H121L122 177H126V176H128L127 174H129V176H131V172H130V161L129 162H127L126 160L128 159L127 157H125V159H124V161L121 163V164H119L118 162V160L117 159H110L109 161L111 162H109V164H111V165H107L106 166V163L108 162L107 160V162H105L104 163V165H103V162H97V163H94V164H96V166H100L101 164H102V166H104V171H106V169H107V171L109 170L110 171V168H112L111 169V171L110 172H113V174L112 173H110V172H105V173H103V174H105L106 176H108V175H110L109 177H106V176H103V178H101L102 176H100V177H97V176H93L94 174H93V170H95V169H93V168H91L89 165H90V163L92 164L93 163V159H95V157L97 156V155H99V154H101V153H106V151L108 152V151H111V148H109L113 143V141L114 140H110V139H107V140H104V138L103 139H101V137H99V136H97V137H99V139L97 138V137H95L96 135H92V136H90L89 138H91V137H95V138H97V140H95L94 138H92L93 139V141L92 140H90L89 138H88V140L90 141V145L89 144H87V146H88V148H85L84 147V155H82V157H80V162L79 163H75L74 161H72V160H74L75 158L74 157H76L77 156V154H78V147H76L77 146V142H76V139H78V136H77V133H75L76 132V127H74L75 126V110H76V107L78 106V102L80 101V98H77V96H79V93H78V91H76L75 89H77V86H78V84L80 83H82V84H84V86L90 91V92H92V93H94L96 96H98V97H100L98 100L101 102V103H99L100 104V106L101 105H103V103L105 104V100H107V101H109L110 100V102L112 101H116V102H118V103H120L119 105L117 104L116 105V111L114 112V113H116V114H114L116 117H120L119 115H121V117H120V119L118 120V121H116L117 123H121L122 122V125H119V126H125V124H123V122H125L126 120H127V122L128 123H130V118H128L127 116H129V115H134V114H138L139 112H140V114H138V115H141V116H143L142 118H144L145 116H150V117H145L144 119H140L141 120V123H144V124H142L144 127H148V125H151V124H153V122H150L152 119H154V116H155V114L157 113V111H155V113H151L152 111H150V109H148L149 107L146 105V103H145V101H143V102H140V101H142V100H137V99H139V96L140 95H143V96H145L146 98H150V99H153L154 98V96H155V94L158 92V91H160V89L162 88V87H164V88H162V89H169L170 90V88H172L173 86H174V84H175V97H173V98H171V99H169V97H167L168 96V93H166V97H167V101H168V99L170 100V102L168 103H166V105H168L169 107H168V109L170 108L171 110L172 109H177V111H175V110H172V112H171V114L173 113V116H174V114L176 113L177 115H178V117H181V118H188L187 119V121H189L188 123H191V121L192 122H196V124H198V123H204V120H206L207 119V117H209V115H207V117H206V115H205V119H203V117H200V120L198 119V118H194L195 116L193 115L194 113H195V115L196 114H199V112H201L202 110L204 111H207V112H210V111H212V109H210L211 107L209 106L210 105V103L208 104V102H207V104H204V103H206V102H204V103H200L199 104V101H198V99L199 98H197L196 97V95L195 94H192L191 92H192V87H191V83H188V84H186V86H188L189 84H190V86H188L187 88H191L189 91H187V92H185L186 91V86L185 87H183L185 84H183V86L182 85H180L181 84V82H182V78H186L187 77V79L189 78V73H190V67L189 68H187V70H183L182 69V67L181 66H177V67H179V69L180 70H176L175 69V64L174 63H172L171 61H169L165 56L164 57H161L162 58V62H161V64H160V69L156 72V71H154V74L152 75V74H150V73H148V71L147 70H144L142 73H141V75H142V77H140L141 79V81H140V83H141V88H140V90L138 91L137 89H136V86L135 85H131L130 86V84H133V82H134V80H135V76L133 77V76H131V77H129V75L128 74H125L126 76H123L122 75V73H117L118 71L117 70H113V72H111L112 71V69H110L111 67H110V65H109V62H108V54L111 52V50H112V47L114 46V43H111V45H110V42H115L114 41V38H112V36L113 37H115L114 35L116 34V33H114V31L115 32H118L117 33V35L118 36H120V35H124V34H126L125 36H127V35H129V33H130V31H131V27H130V24L129 23H127L126 25H117L118 23L117 22H113V20H112V22L110 23V21H108L109 23L107 24V25H110V27L109 26H107L106 24H104L103 22H107V20H105L104 18H100V17H102V16H104V17H106L107 16V14H106V12H108L106 9L108 8H111V7H113V6H116V4H112V3H109V0L107 1V0H91L90 2H88L89 0H79V1H81V2H79L78 0V2L77 1H75V10H74V12H78V13H74L73 11H71L70 12V9H67L66 10V8H64V7H67V8H70V3H72V1L73 0H67V1H65L64 2V0H54ZM152 1H159V0H152ZM40 2H42V3H44L45 4V6L46 7H44V9L46 8H48V6L47 5H50V1H47V0H40ZM95 2V4L94 5H92V3H94ZM105 2V3H104ZM107 2H108V4H107ZM23 3V4H22ZM64 3H66L67 5H65L64 6ZM78 3H80L79 5H76V4H78ZM82 3H83V5H82ZM90 3V4H89ZM107 4V7H105V5H102V4ZM61 4V5H60ZM84 4H86V5H84ZM98 4H100L99 6H98ZM19 5V8L20 9H22V10H24V8H25V5H24V2L21 0V2L18 4ZM63 5V6H62ZM110 7H109V6ZM86 6H88V7H86ZM93 6V7H92ZM62 7V8H61ZM91 7V8H90ZM99 7V8H98ZM102 7V8H101ZM64 8V10L65 11H63L62 9ZM90 8V9H89ZM103 9L104 10V8H106L105 10H106V12L105 11H101V10H99V9ZM235 8V7H234ZM234 8H231V9H229V11L230 12H233V10H234ZM90 10V12H87V11H89ZM197 10H198V15L203 19V20H205V21H207V22H209V23H211V24H214L216 21H217V14H218V11L217 10H213L211 13H205V12H203V10L200 8V6L198 5L197 6ZM61 11V14L59 13ZM93 11H95V12H93ZM68 12V13H67ZM69 12L70 13H74V14H70L69 15ZM87 12V13H86ZM103 12V13H102ZM41 13H42V15H40V16H37L38 18L36 19V20H39V21H45V19H44V11H41ZM66 13V14H65ZM90 13V14H89ZM102 13V16H100V15H98V14H101ZM106 15H105V14ZM65 14V15H64ZM89 14V15H88ZM96 14H97V18H96ZM104 14V15H103ZM55 15V14H54ZM58 15H61V16H58ZM74 15V16H73ZM243 15V16H242ZM72 16V17H71ZM76 16V17H75ZM61 17V18H60ZM64 17V18H63ZM66 17V18H65ZM63 18V19H62ZM69 18H73V20H69ZM242 18H245V13H241L240 15H239V19H241V20H243ZM67 19V20H66ZM79 19V21H77ZM88 19L90 20V21H88ZM64 20V21H63ZM66 20V21H65ZM111 20V19H110ZM57 21V22H56ZM62 21H63V23H62ZM97 22H101L100 24H97ZM105 22V23H106ZM54 23V24H53ZM64 23H65V25L66 26H63L64 25ZM103 23V24H102ZM102 24V25H101ZM112 24H114L113 26L115 27V28H113L112 27ZM129 24V25H128ZM105 25H106V29H105V31H103L104 30V28H105ZM45 26H48V25H45ZM96 26H98V28L96 27ZM99 26H100V28H99ZM87 27H89V28H87ZM65 28H63L62 30H64ZM97 28V29H96ZM102 28V29H101ZM107 28H111V29H109V30H111V31H106V30H108ZM56 29V30H57ZM85 29V30H84ZM102 30V31H98V30ZM113 29H114V31H113ZM37 31V30H36ZM38 33H36V41L37 40H39L38 39V37H37V35H39L40 37L39 38H41V31L40 30H38L37 31ZM93 32H94V34H93ZM100 32H101V34H100ZM111 32V33H110ZM57 33L61 36V37H59L58 35H57ZM61 33V34H60ZM91 33H92V35H91ZM95 33H98L101 37H102V35H103V38H100V36H98L97 34H95ZM63 35H64V33H63ZM90 35V36H89ZM109 35V36H108ZM112 35V36H111ZM83 36V37H82ZM5 37V36H4ZM64 39H63V38ZM95 37V38H94ZM98 37V38H97ZM59 38H62L61 39V42H58V41H60V39ZM93 38V39H92ZM159 38H161V37H159ZM78 39V40H79ZM101 39V40H100ZM56 40V41H55ZM103 40V41H102ZM110 40V41H109ZM8 41L9 40H6V38H3V37H0V53L1 54H5V53H8V50L10 49V50H12L13 49V46L10 48H8V50H5V51H2L3 50V48L6 46V44L8 43ZM118 41V42H117ZM116 42L118 43V44H126V45H128L129 47L130 46H132V41H130V40H124V39H120V40H116ZM159 43H156V44H154V45H152L151 47H150V49H153V50H157L158 52H164L165 51V47H166V45H165V40H162V41H158ZM55 43V44H54ZM36 44V42L35 43H33V45H32V47L31 48H33L34 47V45ZM54 44V45H53ZM53 45V46H52ZM59 47H58V46ZM110 47H109V46ZM65 47H67L68 45H64ZM57 47V48H56ZM109 48V49H108ZM105 49H107L106 51H105ZM48 50H51V48L50 49H48ZM58 50V49H57ZM65 50H67V49H65ZM124 49H122L121 51H122V53L120 54V57H121V60L123 61L124 59H125V61H126V63L127 64H130L131 66H134V65H136L137 63H138V61H137V59L136 58H133V59H131V57H130V59L129 58H127L126 56H125V52L123 51ZM126 51L128 50V49H125ZM172 50V49H171ZM171 50H170V52H171ZM108 51V52H107ZM107 54H106V53ZM184 52H185V50H184ZM84 55H83V54ZM90 54V55H89ZM103 55V56H100V55ZM106 54V55H105ZM82 56V57H81ZM86 56V57H85ZM88 56H92V57H95V58H92V57H90L91 59H88ZM122 56H124V58H122ZM77 57V58H76ZM81 57V58H80ZM30 58V57H29ZM36 58H38L37 60H36ZM40 58V59H39ZM83 58H85V59H83ZM100 58H102V60L100 59ZM104 58V59H103ZM28 59V58H27ZM33 59H35V60H33ZM80 59H83V61H81ZM39 60V61H38ZM80 60V61H79ZM88 60V64H90L89 65V68H88V65H87V63L85 64V61H87ZM92 60H95V61H92ZM97 60H99V63H102V64H98V61ZM101 60V61H100ZM105 60V61H104ZM74 61V62H73ZM90 61H91V63H90ZM137 61V62H136ZM52 62V61H51ZM77 62H79V63H81V64H78ZM103 62H104V64H103ZM178 64H180L179 62L180 61H176ZM189 62V63H188ZM25 63H27V60L25 61ZM34 63V64H33ZM41 63H44V64H42L41 65ZM70 64V65H66V64ZM92 63H94V64H92ZM95 63H97V65L95 64ZM187 65H190V64H192V65H196V66H199L200 64H199V62H198V59H196V58H194V55L193 54H191V55H189L188 56V58H187V60H186V62H185ZM184 63V64H185ZM11 64V63H10ZM64 64V65H63ZM77 64H78V67H77ZM133 64V65H132ZM198 64V65H197ZM20 65V66H21ZM62 65H63V67H62ZM72 65V66H71ZM100 65V66H99ZM103 65V66H102ZM7 66H8V68H7ZM35 66V67H34ZM39 66H41V67H39ZM83 66V67H82ZM91 66V67H90ZM216 66H218L217 64H216ZM82 67V68H81ZM85 67H86V69H85ZM93 67V68H92ZM98 67H99V69H98ZM102 68V70H101V68ZM110 67V68H109ZM5 68H7V69H5ZM26 68V67H25ZM63 68V69H62ZM110 69L109 71H108V69H107V72L105 71V69ZM173 68H174V71H173ZM8 69H11V70H9V71H11V72H9L8 71ZM39 69H41L43 72H41V70H39ZM81 69H83V71L84 70H86V71H84V72H86V73H82L83 71H81ZM92 69H94V70H92ZM104 69V70H103ZM189 69V70H188ZM3 70H7V72H4ZM48 70V71H47ZM88 70V71H87ZM101 70V71H100ZM31 71V72H30ZM51 71V72H50ZM90 71H91V73L92 74H89V75H87L88 74V72L90 73ZM96 71V72H95ZM106 73H105V72ZM117 71V72H116ZM188 71V72H187ZM17 72H19V74L17 73ZM23 72V73H22ZM99 72V73H98ZM100 72H103V73H105V74H103V73H101L103 76L101 77V76H98V74H100ZM188 73V74H186V73ZM227 73L225 74V76L227 77V78H229V77H233V78H237L238 77V70H237V68H235V67H229V68H227V71H226ZM40 73H42V74H40ZM63 73V74H62ZM69 73V74H68ZM5 74H9V75H5ZM21 74V75H20ZM35 76H34V75ZM50 76H49V75ZM87 75V76H84V75ZM112 75H114V76H112ZM118 75H120V76H123L122 78H124V77H128V79L127 78H125V81H123L122 80V78H118L117 76ZM9 76H11V77H9ZM22 76V77H21ZM39 76H42V77H39ZM78 76H80L84 81H85V83H83L84 81H82V79L80 78V77H78ZM108 76H110V78L111 77H117L116 79H118V80H116L115 78H111V81L109 80V78H108ZM150 76L152 77V78H150ZM8 77V78H7ZM18 77H20V78H18ZM31 77V78H30ZM56 77V78H55ZM78 79H77V78ZM90 77V78H89ZM96 77H98L99 79H100V81L103 79V77H105V79L107 80V81H109L110 82V84H111V82H113L114 80H116V81H114V83L115 84H118L119 86H121V85H123V87L124 88H120L119 86V88H117V89H115L114 87H111V86H113L114 84H112V85H109L107 82H104V83H106V86H105V84H103V81H106V80H102L100 83L102 84V86L103 87H105V88H103L100 84L97 86V84H98V82H99V80H96ZM101 77V78H100ZM18 78V79H17ZM28 79L29 81H27V80H25V79ZM34 78H35V80H34ZM53 78H55V79H53ZM87 78H89V81H88V79ZM144 78V79H143ZM38 79L40 80V81H38ZM79 79H81L80 80V82L79 81H77V82H79V83H76V80H79ZM92 79V80H91ZM113 79V80H112ZM129 79L131 80L132 79V82L131 81H129ZM19 80H20V82H22V84L19 82ZM33 80V81H32ZM66 80V81H65ZM75 80V82H73ZM91 80V81H90ZM94 80H96V81H94ZM120 80V81H119ZM186 80V79H185ZM17 81V82H16ZM58 81V82H57ZM68 81V82H67ZM82 81V82H81ZM118 81V82H117ZM123 83H122V82ZM148 81V82H147ZM8 82V81H7ZM27 84H26V83ZM39 82V83H38ZM74 83V85H73V83ZM93 82H95V83H97V84H93L94 86H96V87H94L93 85H91V83H93ZM128 82H131L130 84L128 83ZM34 83H37V84H35L34 85ZM120 83H122V84H120ZM124 83H125V86H124ZM148 83V84H147ZM152 83H153V85H152ZM155 83L156 84H158V85H156V86H161V88H160V86H159V88L157 89V87L156 86H154L155 85ZM183 83H184V81H183ZM32 84V85H31ZM57 84V85H58ZM66 84V85H65ZM69 84V85H68ZM79 84V85H80ZM107 84H108V87H107ZM179 84V85H178ZM23 86V88L22 87H20V86ZM25 85H26V87H25ZM86 85H88V87L86 86ZM149 85H150V87H155L156 89L154 90L153 88V90L155 91L154 93H153V91H152V89L150 90V87H149ZM19 86V87H18ZM30 86V87H29ZM66 86V87H65ZM91 86L93 87V90H91L92 88H91ZM29 87V88H28ZM76 87V88H75ZM122 87V86H121ZM177 87H178V90L179 89H181V87L184 89L185 88V91L184 90H181L180 92H182V93H184L185 92V94H182V93H180V94H182V95H179V91H177ZM218 88L217 89H219L220 91H218V93L219 92H226V91H223L224 89H225V87L223 88L222 86H221V88H220V86H217ZM96 88V89H95ZM109 88H111V90L110 91H112V92H114V90H116L114 93H111L110 91H105V90H109ZM135 88V89H134ZM24 89V90H23ZM61 89V88H60ZM65 89H67V90H65ZM100 89H102L101 91H99L98 92V90H100ZM120 89V90H119ZM122 89V90H121ZM132 89H134V90H132ZM222 89V90H221ZM23 90V91H22ZM70 90V91H69ZM135 90H137V92H135ZM172 90V89H171ZM226 90L228 91V89L226 88ZM253 90V89H252ZM95 91V92H94ZM126 91V92H125ZM133 91V92H132ZM144 91V92H143ZM149 91V92H148ZM151 91H152V93H151ZM184 91V92H183ZM191 91V92H190ZM199 91V90H198ZM112 94H110V93ZM122 92V93H121ZM139 92V93H138ZM194 92V91H193ZM229 92V91H228ZM227 92V93H228ZM237 92V91H236ZM252 92H254V91H252ZM63 93V92H62ZM74 93V94H73ZM76 93V94H75ZM97 93H100V94H102V95H100L99 96V94L97 95ZM106 93V95H107V97H108V99H107V97H106V95H104ZM109 93V94H108ZM116 93V94H115ZM117 93H120V94H117ZM186 93H187V95H189V96H187L186 95ZM191 93V94H190ZM222 93H219V96H220V94L222 95ZM223 93V94H224ZM63 94V95H64ZM94 94H92V95H94ZM116 96H115V95ZM134 94V95H133ZM135 94L137 95V96H135ZM151 96H149V95ZM159 94V93H158ZM180 96V98L178 99V95ZM228 94H230V92L228 93ZM228 94H226L225 93V95L227 96ZM232 94H236L235 92L233 93L232 92ZM70 95V96H69ZM93 96L95 99H97L98 97H96V96ZM122 95H123V99H125V101L123 100H119V99H122ZM153 95V96H152ZM186 95V96H185ZM190 95H192L195 99H197V100H194L193 99V97L191 96L190 97ZM102 96V97H101ZM103 96H105V97H103ZM112 96H114V97H112ZM120 96V97H119ZM134 98H133V97ZM156 96H158L157 94H156ZM155 96V97H156ZM177 96V97H176ZM181 96L182 97H184V98H182L183 100H181ZM198 96V95H197ZM68 97V98H67ZM110 97H112L111 99H110ZM118 97V98H117ZM137 97V98H136ZM188 97H190V98H188V100H187V98ZM220 97H223L224 98V95L223 96H220ZM105 98V99H104ZM115 98V99H114ZM131 98V99H130ZM177 98V100H175V99ZM226 98V97H225ZM47 99V98H46ZM114 99V100H113ZM132 99H134L135 100V103L132 101H130L129 102V100H132ZM184 99H186V101L184 102ZM189 99H190V101H189ZM191 99H193L192 100V102H195L196 101V103H197V105L195 106V108L197 107V106H199L196 110L197 111H199V112H195V109H194V106H192V105H195L196 103H192L191 102ZM77 100H78V102H77ZM118 100V101H117ZM137 100V101H136ZM173 100V101H172ZM181 100V101H180ZM259 100L261 101V103L259 102ZM104 101V102H103ZM119 101H121V102H123V103H121V102H119ZM139 101V102H138ZM188 101V102H187ZM254 101H257V102H259V103H257V102H253V101H251V102H249V103H251V104H249V103H246V102H242V101H240V103H239V109H241V111L242 112H240L239 114L241 115V116H239V119H240V121H245V119H246V115L248 114L247 112H249L250 111V109L251 110H254V108L256 107V109H255V111H257V112H260L259 114H261L260 116L261 117H264V103H263V101H264V96H260L259 98H257V99H255ZM138 102V104H136ZM192 104H191V103ZM136 104L135 106H137V105H139V106H137L136 108L134 107V105L133 104ZM141 105H140V104ZM185 103H187V104H185ZM244 104V106H242L243 104ZM253 103H255V104H253ZM258 104V107H257V104ZM63 104V105H62ZM143 104V105H142ZM190 104H191V106L193 107V109H191L190 110ZM248 104H249V106H248ZM189 105V106H188ZM205 105V106H204ZM207 105L210 107V108H208L207 107ZM245 105H246V107H245ZM252 105V106H251ZM253 105H256L255 107H253ZM261 105V106H260ZM50 106V105H49ZM81 106L85 109V108H87L86 107V105H84L83 103L81 104ZM85 106V107H84ZM118 106V107H117ZM134 107V109H136L138 112H135L136 110H134V109H132L133 107ZM201 106H203V109L202 108H200ZM251 106V107H250ZM51 107V106H50ZM181 107H184V110H185V108H187V110H185V111H183V110H180L181 109ZM207 107V108H206ZM249 107V108H248ZM253 107V108H252ZM259 107H261V108H259ZM20 108H21V110H20ZM206 108V109H205ZM14 109H15V111H14ZM46 109V110H45ZM51 109V110H50ZM119 111H118V110ZM132 109V110H131ZM138 109H142V110H138ZM200 109V110H199ZM248 109H249V111H248ZM13 110V111H12ZM19 110V111H18ZM134 110V111H133ZM171 110H169V111H171ZM190 110V111H189ZM208 110H210V111H208ZM246 110H247V112H246ZM127 111H131V112H133L134 114H132L131 112H127ZM141 111H145V112H147V115L145 114V112H143V113H141ZM174 111H175V113H174ZM16 112V113H15ZM18 112V113H17ZM28 112V111H27ZM127 112V113H126ZM151 114H150V113ZM159 112V111H158ZM189 112V113H188ZM14 113H15V115H14ZM124 113H126L127 115H125L124 116ZM186 113V114H185ZM243 113V114H242ZM245 113V114H244ZM247 113V114H246ZM29 114V113H28ZM46 114H48V115H46ZM111 114V113H110ZM113 114V113H112ZM129 114V115H128ZM175 114V115H176ZM188 114V115H187ZM191 114V115H190ZM238 114V115H239ZM53 115V116H52ZM118 115V116H117ZM135 115V117H137ZM152 115V116H151ZM154 115V116H153ZM176 115V116H177ZM20 116H21V118H20ZM29 116V115H28ZM45 116H47V117H45ZM50 116H52V117H50ZM70 116V117H69ZM71 116H74V117H71ZM141 116H139L140 118H141ZM175 116V117H176ZM187 116H190V118L189 117H187ZM66 117V118H65ZM122 117H127V118H122ZM138 117V118H139ZM153 117V118H152ZM245 117V118H244ZM70 118V119H69ZM72 118H73V120H72ZM150 118V119H149ZM52 119H54V120H52ZM56 119H58L57 121L59 122V121H61V122H63L62 123V125L60 124V123H56L57 121H56ZM122 119V120H121ZM126 119V120H125ZM148 119V120H147ZM190 119V120H189ZM198 121H197V120ZM63 120V121H62ZM124 120V121H123ZM143 120H147V121H144L143 122ZM195 120V121H194ZM33 121V122H32ZM73 122L74 124H71V122ZM119 121H121V122H119ZM154 121V120H153ZM199 121H201V122H199ZM55 122V123H54ZM127 122H125L126 123V125H129ZM150 124H149V123ZM35 123V124H34ZM68 123H70V125L68 124ZM34 124V125H33ZM49 124V125H48ZM115 124V123H114ZM148 124V125H147ZM66 125V126H65ZM69 127H68V126ZM24 126V127H23ZM56 126H57V129H56ZM59 126V127H58ZM65 126V127H64ZM71 126V127H70ZM50 127V128H49ZM63 127V128H62ZM127 126H125V128H126ZM25 128V129H24ZM68 130H67V129ZM70 128L73 130L74 128V131H71L70 130ZM121 129L123 128V130L125 129L124 127H120ZM149 129H150V126L148 127ZM65 129V130H64ZM56 130V131H55ZM71 132V133H69V132ZM36 132V133H35ZM65 132V133H64ZM122 132H125V130L124 131H118V132H116V133H120V135H118L119 137L120 136H122V135H124ZM22 133V132H21ZM62 133V134H61ZM68 133V135L66 136L65 134H67ZM73 133V134H72ZM74 133L76 134V135H74ZM35 134V135H34ZM70 134V135H69ZM91 134V132H89L88 134H87V136L88 135H90ZM58 135H61V137H63V138H60L59 139V137L60 136H58ZM72 135V136H71ZM4 135L2 134L1 135V137H3ZM68 136H69V138H68ZM74 137V138H72L71 139V137ZM77 138H76V137ZM64 137H66V138H64ZM113 138H114V136H112ZM76 138V139H75ZM73 139H75V140H73ZM101 139V140H100ZM173 139V138H172ZM255 139V138H254ZM257 139V140H256ZM255 140L256 141H258V139H261V138H256ZM263 139H264V137H263ZM263 139H261V141L263 140ZM35 140V141H34ZM67 140V141H66ZM104 140V141H103ZM179 140H181V138H176L175 140L173 139V140H171V145H173L169 150H170V152L171 151H174V148L175 147H177V146H175L174 144H176L175 142H177V141ZM53 141H55V142H53ZM57 141V142H56ZM89 141H88V143H89ZM95 141H97V142H102V143H104V144H106V145H103L102 143H101V146H99V147H97V148H100L101 149V147H102V149L100 150H98V151H96L97 150V148L96 147H93V146H95ZM105 141H106V143H105ZM59 142V143H58ZM127 142V141H126ZM51 143V144H50ZM56 143H58V144H56ZM65 143H68V144H65ZM73 143L76 145H73ZM93 143V144H92ZM112 143V144H111ZM122 143V142H121ZM143 143V142H142ZM141 143V148H140V150L141 149H145V148H147V147H145V144L143 143L142 144ZM172 143H174V144H172ZM57 146V148L59 147L60 149H58V151H52V152H50L49 153V150L51 149V147L52 148H55L54 146L55 145ZM125 143L123 142V144H120V148L121 149H123L124 151H126V153H128L129 151H130V142H127L126 143V145H124ZM52 145H54V146H52ZM65 145V146H64ZM92 145V146H91ZM127 145H128V147H127ZM153 145H160V146H151L150 148H151V151H152V154H154V156L156 155V156H159L160 155V153L161 152H159L158 150H157V148L158 147H160V151H161V144H153ZM176 145H178V142H177V144ZM180 145V144H179ZM253 145V144H252ZM20 146V145H19ZM50 146V147H49ZM61 146V147H60ZM70 146V147H69ZM76 147V148H71V147ZM89 146H90V148L92 149H90L89 148ZM105 146V147H104ZM108 146V147H107ZM124 146V147H123ZM125 146H126V148L128 149V150H126V148H125ZM175 146V147H174ZM13 147V146H12ZM28 147H30V148H28ZM48 147L50 148V149H48ZM63 147V148H62ZM104 147V148H103ZM112 147V146H111ZM174 147V148H173ZM23 148V147H22ZM38 148V149H37ZM48 149V155L46 154L47 152L45 151V150H47ZM65 148H68L69 150L70 149H73V151L72 150H67V149H65ZM94 148H96V149H94ZM125 148V149H124ZM173 148V150H171ZM44 149V150H43ZM74 149H77V150H74ZM93 149L95 150V151H93ZM110 149V150H109ZM176 149V148H175ZM253 150L254 149H256L255 151H252V157L253 158H251V157H247V155H244V157H242V163L244 164V166L245 167H247V169L249 170V171H252V172H254V171H256L259 167L262 169V170H264V165H263V163H264V160H262L264 157V154H263V152H262V155H259V152L261 151L260 150V148L258 149V148H252ZM30 150V151H29ZM37 150V151H36ZM44 151V154H43V156H42V154L41 153H39V155L37 154L38 152H41V151ZM61 150V151H60ZM66 150V151H65ZM91 150V151H90ZM103 150L105 151V152H103ZM117 150V149H116ZM143 150H141V151H139V153H140V156H142V157H145V158H141L140 156H138L139 158V160H140V162L143 160V159H147V154H145V153H141ZM168 150V151H169ZM42 151V152H43ZM71 152V153H69V152ZM74 151L76 152V153H74ZM87 151H88V153H93L94 154V152H95V157H92V158H89V160H92V161H88L87 160V162H90V163H88L87 164V162H86V158H84V156H86V153H87ZM113 151H115V148H113L112 149V153H110V152H108V153H110L109 155L111 156L112 154H115V152H117V151H115L114 153H113ZM155 151V152H154ZM158 151V152H157ZM194 151V150H193ZM29 152H32V153H29ZM35 152V153H34ZM46 152V153H45ZM96 152H98V153H96ZM144 152V151H143ZM175 152V151H174ZM52 153V154H51ZM63 153H65V154H63ZM69 153V155L68 156H66L67 154ZM72 153H74L73 155H75L74 157H73V155H72ZM87 153V154H88ZM90 153V154H91ZM257 153V154H256ZM261 153V152H260ZM24 154V155H23ZM51 154V155H50ZM107 154V153H106ZM142 154H145V156H143ZM158 154V155H157ZM9 155V156H8ZM45 155V156H44ZM53 155H54V157H53ZM89 155V154H88ZM139 155V154H138ZM37 156H38V158H37ZM62 156V157H61ZM70 156V157H69ZM92 155H89V157H91ZM112 156H115V155H112ZM5 157V158H4ZM10 157V158H9ZM36 157V158H35ZM43 157V159L42 160H44V161H40V159ZM49 157H52V158H49ZM59 157V158H58ZM67 157V158H66ZM175 158H172V159H174V161L176 160V156H174ZM245 157H247V158H245ZM255 157V158H254ZM263 157V158H262ZM24 158V159H23ZM40 158V159H39ZM46 158H49L48 160H46ZM69 158H73V159H70L69 160ZM157 158V157H156ZM181 158V156L178 158L177 157V160L176 161H179V160H181L180 159ZM183 158V157H182ZM204 158H206L207 160H205L204 162H206V161H209L210 159V157H208V156H205ZM258 158V159H257ZM34 159V160H33ZM54 160L53 162L52 161H49V160ZM56 159H57V161H56ZM24 160V161H23ZM39 160V161H38ZM59 160V161H58ZM67 160H68V163H67ZM115 160V161H114ZM138 160V161H139ZM145 160H143V161H145ZM214 159H212V160H210V161H213ZM14 161H16V162H14ZM32 161H34L33 163H32ZM42 162V163H40L41 165H37L38 163H36L35 164V162ZM45 161L46 162H48L49 164H47L46 165V163H45ZM60 161L62 162V161H64L63 163H62V166H61V164H58V163H60ZM66 161V162H65ZM83 161L85 162V164H83ZM118 161V162H117ZM137 161V165H138V163H140V162H138ZM147 161V160H146ZM257 161H259V162H257ZM20 162V163H19ZM31 162V163H30ZM56 163V165H55V163ZM115 162H117L116 164L117 165H115L114 163ZM157 162V161H156ZM166 162H168V164H172L173 162L172 161H170V160H168V161H166ZM166 162L163 164V165H161V162L159 163V161H158V166H157V164H156V168H155V171H156V175L158 176V174H157V172L158 173H160V171L159 170H162V169H164L165 170V168H166V165L169 167V165L168 164H166ZM214 162H215V160H214ZM217 162V163H216ZM215 163L217 164V165H222V166H224V167H229V164H230V166H231V169L232 168H234V167H236V166H234L233 167V165H231V163L230 162H227V161H224V164H222L223 162H219V161H216ZM228 163V164H226V163ZM18 163V164H17ZM30 163V164H29ZM45 163V164H44ZM64 163H66L65 165H64ZM126 163H128V165H126ZM256 163V164H255ZM258 163V164H257ZM76 164H79V165H76ZM98 164H100V165H98ZM114 164V165H113ZM122 164H124V165H122ZM135 164V165H136ZM171 164H170V166H171ZM233 164V163H232ZM251 164V165H250ZM253 164V165H252ZM30 165V166H29ZM33 165H37V166H33ZM50 165H51V167H50ZM55 165V166H54ZM60 166L61 168H63V169H60V167H58V166ZM68 165V166H67ZM70 165V166H69ZM76 165V166H75ZM80 165H84V166H82V168L84 167V169H82V168H80L81 166ZM88 165V166H87ZM140 165H142V164H140ZM160 165V166H159ZM226 165V166H225ZM234 165H235V163H234ZM31 166H32V168H31ZM45 166H47V168L45 167ZM72 166V167H71ZM74 166V167H73ZM80 166V167H79ZM113 166V167H112ZM120 166H122V167H120ZM123 166H126L125 167V169H122L123 168ZM253 166V167H252ZM254 166H255V168H254ZM7 167V166H6ZM30 167V168H29ZM41 167L43 168V167H45L44 169H41ZM49 167V168H48ZM58 167V168H57ZM70 168L71 167V169H69V170H72L71 172H68L69 170H67L66 171V168ZM75 167L76 168H78V170H76L75 171ZM106 167V168H105ZM108 167V168H107ZM128 167V168H127ZM134 167V166H133ZM160 169H159V168ZM163 167V168H162ZM1 168V167H0ZM17 168V169H16ZM19 168H20V170H19ZM50 168H52L51 170H50ZM65 168V169H64ZM86 168H88V169H86ZM118 168H120L119 170H118ZM162 168V169H161ZM230 168V167H229ZM24 169V170H23ZM33 169V170H32ZM115 169H117V170H115ZM126 169H129V170H127V171H129L130 173H128L127 171H125ZM255 169V170H254ZM37 170H39V171H37ZM47 170H50L49 172L47 171ZM59 170V171H58ZM61 170H63L62 172H60ZM164 170H162V171H164ZM4 171V172H3ZM86 171V173H83V172H85ZM89 171H92L91 173H88V175H87V172H89ZM124 171V172H123ZM232 171L234 172H237V168L235 169V170H233L232 169ZM1 172H3V173H1ZM120 172H122V174L120 173ZM127 172V173H126ZM234 172V173H235ZM18 173H20V174H18ZM56 173H57V175H56ZM70 173V174H69ZM78 173V174H77ZM7 174V175H6ZM58 174H59V176H58ZM90 174V175H89ZM47 175V176H46ZM54 175V176H53ZM63 175H64V178H63ZM81 175H85V176H81ZM155 175V176H156ZM13 176H14V178H13ZM46 176V177H45ZM73 176V177H72ZM75 176V177H74ZM89 178H88V177ZM90 176H92V177H94V178H91ZM121 176V177H120ZM156 176V177H157ZM30 177V176H29ZM79 177V178H78ZM156 177L154 178V184H156V185H154V184H152V185H154V186H158V184H157V182H159V180L158 179H156ZM6 179L5 181H3V179ZM11 178V179H10ZM31 178V177H30ZM70 178H73V179H70ZM76 178V179H75ZM83 178V179H82ZM84 178H86V179H84ZM99 178V179H98ZM22 179V181L21 182H19L18 180H21ZM46 179V181H44ZM92 179H98V180H92ZM145 178H142V183H144V180ZM17 180V181H16ZM47 180H48V182H47ZM68 180V181H67ZM72 180H74V181H76V182H78L77 184H76V182L74 183V182H72ZM77 180H79V181H77ZM82 180V181H81ZM85 180V181H84ZM156 180H158V181H156ZM3 181V182H2ZM86 181L90 184H92L93 182L92 181H94L95 183H93L94 184V186H96V187H94L93 186V184L91 185V186H89L88 185V183H86ZM91 181V182H90ZM46 182V183H45ZM59 182V183H58ZM62 182V183H61ZM83 182H85L86 183V185L84 186V185H82V184H80V183H83ZM97 182H99V184H97ZM74 183V184H73ZM85 183H83V184H85ZM107 183H109V182H106V183H103V184H107ZM8 184V183H7ZM79 184V185H78ZM97 184V185H96ZM73 185V187H74V185H76L75 187L76 188H71V186ZM79 187H78V186ZM88 185V186H87ZM110 185H114V187H116L115 189H114V187L113 186H111L113 189L111 190V191H113L114 190V192H109V194H104L106 191H110L109 190V186ZM138 185H140V186H138ZM137 185V190L139 191V192H141V197L142 198H144V196L146 197L148 194H149V192L148 191H150V186L148 185L147 186V184H138ZM218 185V187L220 186L219 184H217ZM217 185H215L214 184V186H210L211 187V189H212V191L213 192H215V193H218L219 195H221L222 194V196L225 194V192H224V194H223V191L225 190L226 191V193L228 194H231L232 192L233 193H236V191H237V188H239V187H243V185L244 184H235L236 186L234 187V190H236V191H232V192H230V190H232V188H233V186H234V184H231V185H229V184H221V186H223V188H221V187H219V188H217ZM239 185H241V186H239ZM253 187H251V189L252 190H254L255 192H257V191H259L260 192V194H261V191H262V194L260 195V194H256V195H260V197H259V200H257L258 199V196L256 197H254L256 200H253L252 199V203H251V201H249V197L246 195V197H248L249 199H245V198H242V199H245V200H248L247 202H248V204H247V202L245 201V203H244V201L241 199V198H237V197H235V198H233V200H229L228 202H229V205L228 206H230V204H231V208L232 207H234V208H232L233 210H231L230 212H232V211H234L235 210V212H232L231 214L230 213H228V215L227 214H224L223 213V215H221L220 213H218L217 214V212H218V210L221 208V209H223V207H225V203H226V201L225 200H223V199H221L220 201L221 202H224L225 201V203H221V202H214V201H219V198L218 197H213V196H209L208 198H210V199H208V198H205V197H203V198H201V200L204 202V200L206 199H208V201H206L205 202V205L210 201V203H211V206L210 205H208L207 204V207L205 206V208H204V206L200 209L201 211H204V213L206 212V214H207V217L206 216H204V219H202L201 218V223L203 222L205 225H203L202 227H201V231H200V236L201 237H199V239L200 238H202L203 239V237L204 238H206V236H207V232H209V230H210V232H209V234L212 232V230H213V233H218V234H220L219 232H214V228H215V226L217 227L216 228V230H222V231H226V230H229V232L228 231H226L227 233H229V234H231V235H227L228 237H231V238H234L233 236L235 235V233H238L236 236V238H234L235 240H237V241H239L238 239H240L241 238V240L239 241V242H242L241 244H242V246H241V244H239V242H238V244L240 245H237V244H235L234 243V245L236 246V247H238L239 246V248H243L244 250H242V248H241V252H240V249L238 250L239 251V254H238V252H237V249H236V247L235 246H233L232 245V243H231V239L229 238V241H225V240H227L228 239V237L226 236V232L224 233H222V231H221V234L220 235H224L226 238H224V236L222 237L223 238V241H225V242H223L224 243V245H226V246H228L230 243H231V249L233 248V247H235V254L233 255V252H234V250L232 251V250H230L229 252H228V260H229V262H227L228 264H264L263 263V261H264V196L263 197H261L262 195H263V193H264V190H261V189H259L258 188V184L256 185V184H251ZM250 185V186H251ZM81 186H84V187H81ZM89 188V189H86L87 187ZM145 188H144V187ZM149 188H147V187ZM228 186V187H227ZM238 186V187H237ZM90 187H91V189H94L95 191H93V190H91L90 189ZM141 187H143L144 188V190H143V188H141ZM230 187H232L230 190H229V188ZM237 187V188H236ZM257 187V188H256ZM79 188V189H78ZM82 188H84L85 189V191L84 192H87V193H85V194H83L84 192H83V190L84 189H82ZM101 188H102V186H101ZM167 188H168V190H167ZM169 188H172V189H170V191H169ZM228 190H226V189ZM236 188V189H235ZM81 189H82V191H81ZM108 189V190H107ZM116 189H117V191H116ZM163 190L164 191V194H163V192L161 191V190ZM165 189V190H164ZM220 189H222V190H220ZM256 189H258V190H256ZM242 190H244V188H239L238 189V191L239 192H237L236 193V195H238V196H241L242 194V196L244 197V192L242 193L241 191ZM82 192L81 194H83V195H81V196H79L80 195V193H78V192ZM144 191L147 193H144ZM173 191H174V193H173ZM178 190L177 189H175V188H173L172 187V185H170L169 184V186L168 187H162L161 188V186L158 188V192L157 191H155L154 192V194L157 192V194H155V195H153V197H154V199L156 198V197H159L160 198V200L162 201L161 203H159L160 205H158V206H156V208L154 209V210H158V209H161V208H163L164 206V208H168V207H171V205L172 204H174V202H175V206L177 205V203L181 200V198H182V201H180V203H182V202H184V199H185V201L186 200H188V197H189V199H191V198H195V197H198L199 196V198L202 196V195H204L202 192H201V194H198L197 193V195L195 194V196H194V194L193 193H179V192H177ZM220 193H219V192ZM222 191V192H221ZM245 191V190H244ZM93 192H95L98 196H100L101 198H99L98 196H96V194H94ZM171 192V193H170ZM253 192V191H252ZM158 193H160L159 195L160 196H158ZM162 193V194H161ZM168 193V194H167ZM258 193V192H257ZM79 194V195H78ZM169 194H172V195H169ZM180 194V195H179ZM189 194H191V195H189ZM227 194H225L226 196H227ZM114 195V196H113ZM143 195V196H142ZM165 195V196H164ZM167 195V196H166ZM177 195H178V197H177ZM182 195V196H181ZM184 195H186V196H184ZM188 195V196H187ZM201 195V196H200ZM224 195V196H225ZM92 196H94L95 198H98V202L97 203H95L96 202V199L94 198V197H92ZM102 196H104V198L102 197ZM180 196V197H179ZM191 196V197H190ZM193 196V197H192ZM230 196H232V194L230 195ZM233 196H234V194H233ZM232 196V197H233ZM241 196V197H242ZM62 197H64V196H62ZM113 197V199H111ZM141 197H140V202H142V201H144V199H142L141 200ZM164 199H166L165 201H170V202H164L163 201V198ZM171 197H172V199H171ZM229 197V196H228ZM231 197V198H232ZM90 198H92L90 201L88 200V201H86V199H90ZM94 198V199H93ZM147 198V197H146ZM179 198V200H175V199H178ZM214 198V199H213ZM231 198H229V199H231ZM100 199H102V200H100ZM170 199V200H169ZM214 201H213V200ZM73 200V201H72ZM93 200H95V201H93ZM111 200L113 201V202H111ZM116 200V201H115ZM146 200V199H145ZM240 200H242L241 202H243L244 203V205H243V203H240ZM251 200V199H250ZM171 201H173V202H171ZM254 201H258V202H255V203H258V205L260 204V206L262 207V210L260 211L259 209L257 210L255 207H260V206H258V205H256V206H254L255 205V203H254ZM88 202H90V203H88ZM94 202V203H93ZM231 202H233V203H231ZM235 202H238V203H236V205H234V203ZM88 203V204H87ZM91 203H93V204H95V205H93V204H91ZM99 203V204H98ZM113 203V204H112ZM163 203V204H162ZM167 203V204H166ZM253 205V203H254V205H253V207H252V205ZM45 204H47V203H42V204H35V206H36V208L38 207V206H40L41 208H43L44 207V209H45ZM63 204V206L65 207V205ZM164 204H166V205H164ZM233 204V205H232ZM240 204V205H239ZM251 206H250V205ZM41 205H43V206H41ZM72 205V206H71ZM89 205H91L90 207H89ZM114 205V206H113ZM157 205V204H156ZM164 205V206H163ZM186 204H183V205H181L180 206V209H187V207L188 208H192V203H188L186 206H185ZM222 205H224V206H222ZM237 205H239V208H238V206ZM243 205V206H242ZM246 205V206H245ZM247 205H249L250 207H252V209L253 208H255L254 210L255 211H252V209L248 206L247 207ZM140 206L141 207H143V208H141L140 207V210H141V212H145V209H144V204L142 205V203L140 204ZM159 206H162V207H159ZM210 206V207H209ZM216 206V207H215ZM218 206L220 207V208H218ZM237 206V207H236ZM246 207V211H245V207ZM158 207V208H157ZM172 207H174V205L172 206ZM260 207V208H261ZM39 208V207H38ZM89 208H91L92 210H90ZM217 208V209H216ZM242 209V210H244L245 212H246V217H245V212L244 211H240L239 212V210L238 209ZM248 208H250L249 210H248ZM76 209V210H75ZM115 209V208H114ZM184 209V210H185ZM203 209V210H202ZM220 209V210H221ZM74 210V211H73ZM149 210V209H148ZM214 210V211H213ZM79 211V212H78ZM96 211H97V209H96ZM149 211H152L151 209L149 210ZM177 211H181V210H179L178 208H177ZM200 211V213L201 214H203V215H206V214H204V213H202ZM237 211H238V213H237ZM250 211V212H249ZM257 211V212H256ZM178 212V213H179ZM208 212V213H207ZM212 212V213H211ZM220 212V211H219ZM252 212H254V214H255V216H256V218H255V216H253L252 214ZM211 213V214H210ZM234 213H235V215H234ZM240 213H244L243 214V216L241 217L242 219H244L245 218V220L244 221H242V219L241 218H239V216H241V215H239ZM143 214V216L145 215V213H141V215ZM213 214L214 215H216V216H213ZM239 216H238V215ZM103 215V216H102ZM209 215H211V216H213V217H210ZM217 215H218V217H217ZM223 216L221 219H223V218H228V221H225V219H223V221L221 220L220 221V216ZM250 217H249V216ZM259 215H261V217L259 216ZM105 216V217H104ZM236 217V221H235V219H233V218H235ZM253 216V217H252ZM209 217L212 219H209ZM214 217H217V220L218 221H220V222H224L225 221V223L224 224H221L220 222V224L222 225H220L219 223H218V221L216 222L215 221V218ZM229 217L231 218V220L233 221L234 220V222H231V220L229 219ZM244 217V218H243ZM249 217V218H248ZM75 218H76V220H75ZM80 218V219H79ZM107 218H109V219H107ZM133 219H134V217H132ZM150 218V217H149ZM149 218H146V219H142L140 222H152V224H154L155 222H157V219L154 217V219H155V221L152 219L153 218V216L150 218V220L152 219V221H150L149 220ZM170 218H172V216L170 217ZM207 218V219H206ZM251 218V219H250ZM253 218V219H252ZM254 218H255V220H254ZM74 219V220H73ZM106 219V220H105ZM120 219H121V217H120ZM209 219V220H208ZM238 219V220H237ZM241 220V223H240V220ZM260 219V220H259ZM109 220V221H108ZM147 220V221H146ZM149 220V221H148ZM179 220L181 221V224L184 222L185 224H187V219L186 218H182V219H176V221H174V222H176V224H174L175 225V228L176 229H174V226L173 227H171V229H169V231H168V233H167V230L164 232V234H165V236H166V238H165V236H163L164 234H162V238H160L161 237V235L160 234H158V230H156V229H153L154 231H152V236H153V239L157 236L155 233H157L158 234V241H156V244L155 245H157V247L158 248H156V246H155V250H156V252H155V250L152 252V254H151V256H153L154 257V259H153V262H155L154 260H156V262H155V264L157 263V261H158V263L157 264H163L162 262H164L165 264H166V262L167 263H169V264H173L174 263V261L176 262V263H178V262H180V263H178V264H182V262H184V264H186L185 263V261L186 260H184L183 259V261H182V257L183 258H185L186 259V256H188L187 255V253H188V249L186 248L187 246H185V245H187L186 244V241H183L182 239L184 238V240L186 239V238H188V233L186 232H184L185 234H184V237H183V235L181 234V232H179V233H177L178 232V226L179 225H181V224H179L178 222H179ZM203 220V221H202ZM204 220H208V222L206 221V222H204ZM211 220V221H210ZM217 223H215L214 221ZM247 220V221H246ZM250 220V221H249ZM251 220H252V222H251ZM253 220H254V222H253ZM263 220V221H262ZM111 221V222H110ZM214 222L216 225H211L212 227H210V225L209 226H206V225H208L207 223H209V222ZM245 221H246V224H245ZM83 222V223H82ZM143 222H142V224H143ZM154 222V223H153ZM212 222V223H213ZM227 222H229V223H227ZM248 222H249V224H248ZM251 222V223H250ZM240 223V224H239ZM87 224V223H86ZM111 225V226H109V225ZM141 224V226H140V228L141 227H143L142 228V230L144 229V228H147V225L148 224H150V223H144V225H142ZM211 224V223H210ZM229 224V225H228ZM230 224L231 225H234L232 228H233V230H232V228H231V226H230ZM236 224H238L240 227H238ZM243 224V225H242ZM250 224L252 225V227L250 226ZM256 224V225H255ZM260 224V225H259ZM82 225V226H81ZM107 225V226H106ZM140 225V224H139ZM217 225H219V226H217ZM225 225H227V226H225ZM237 227H236V226ZM246 225V226H245ZM256 227H255V226ZM65 226V227H66ZM117 226L118 227H122V226H124V227H122V229L121 228H117ZM144 226H146V227H144ZM221 226V227H220ZM225 226V227H224ZM249 226V227H248ZM260 228H259V227ZM81 227H83L84 229L82 230V228ZM110 227H115V229L116 230H113L114 228H110ZM125 227H127V228H125ZM186 227H187V225H186ZM209 228L208 230H206L207 228ZM221 229H220V228ZM235 227V228H234ZM242 227H246L245 229L247 230V229H252L253 231L255 230V231H257V232H255L254 231V233H257V235H255L254 233H252L251 231L252 230H249V233L247 232H245L246 230H244V228L241 230V228ZM258 227V228H257ZM67 228V227H66ZM125 228V229H124ZM173 228V229H172ZM204 228V229H203ZM240 228V229H239ZM254 228V229H253ZM260 231H258L257 229ZM127 229H130V232H128L127 233ZM212 229V230H211ZM225 229V230H224ZM231 229V230H230ZM234 229H236V230H234ZM263 229V230H262ZM119 230H121V231H119ZM124 230V231H123ZM134 230V229H133ZM140 230V229H139ZM144 230H146V229H144ZM171 230H174V231H172V234L170 235V237H171V240H170V237H168L169 236V232L171 231ZM244 230V231H243ZM83 231V232H82ZM117 231V232H116ZM176 231V232H175ZM202 231L204 232V231H206V232H204L205 234H201L202 233ZM230 231L231 232H233V233H230ZM75 232H70V230H69V232L68 233H66L65 235H64V239L65 240H67V239H69L70 241H76L77 240V237L79 236V234L78 233H75ZM123 232H125V233H123ZM241 232H245L244 233V235H242L241 234ZM261 232H262V234H261ZM75 233V235H73ZM85 233V234H86ZM171 233V232H170ZM212 233V234H213ZM99 235H100V233H98ZM175 234H177V235H175ZM179 234V235H178ZM233 234V235H232ZM248 234H249V236H248ZM252 234V235H251ZM77 235V236H76ZM90 235V234H89ZM127 235H131V236H129V237H126ZM156 235V236H155ZM168 235V236H167ZM181 235V237H183V238H181V237H179ZM204 235V236H203ZM206 235V236H205ZM214 235V234H213ZM217 235V234H216ZM220 235H219V238H220ZM262 235V236H261ZM94 236V234H91L90 236H88L87 237V239H85L86 240V245L84 244V246H85V248L88 250V255L90 254L89 252L91 251V253L93 252V256H91V257H89V256H87V259H89V261L88 260H86V259H84L83 258V256L81 257L79 254V252L81 251V249H79V247H76V246H74V245H72V246H69V251L71 252L72 250L71 249H73V251H72V253H73V255H74V259L76 260V262L74 261V262H72V263H75V264H81L82 262H84L83 260H85V263H89V264H93L94 262H95V260H96V255H95V252L97 251L96 250V247L94 246V243H93V241H92V237ZM95 236H98V235H95ZM101 236V235H100ZM173 236V237H172ZM177 236H178V238H177ZM218 236V235H217ZM243 236H244V238H243ZM245 236H247V237H245ZM254 236H256L255 238H254ZM174 237H176V238H174ZM258 237V238H257ZM260 237H262L263 238V240L262 241H260L261 243H259V241L258 240H260V239H262V238H260ZM97 238V237H96ZM99 238V237H98ZM127 238H129V239H127ZM152 237H151V233H150V235H149V238L147 239V241L146 242H144L145 243V245L143 246V248H142V250L147 254L148 252H146L147 250H149V248L151 247L150 245H152V244H149L148 245V247L146 246L148 243H149V241L151 242V243H153V239H151ZM222 238H220V241H221V243H222ZM251 239V241H250V239ZM90 239V240H89ZM132 239V240H131ZM135 239V240H134ZM151 239V240H150ZM165 239H166V242H167V240L169 241V242H167V244L165 245ZM174 239V240H173ZM182 240V242H181V240ZM225 239V240H224ZM248 239V240H247ZM258 239V240H257ZM129 240V241H128ZM134 240V241H133ZM149 240V241H148ZM153 240V241H152ZM174 242H173V241ZM180 240V241H179ZM187 240V239H186ZM201 240V239H200ZM205 240V239H204ZM122 241H125V243H123ZM164 241V242H163ZM237 241H235L236 243H237ZM249 241H250V243H249ZM255 241H257L256 243H255ZM157 242H159L158 244H157ZM173 242V243H172ZM183 242H185V244L183 243ZM199 242H202V244L205 242H203V240L202 241H198V247H199V244H200V247L198 248L197 247V249H196V251H200V250H202L201 248L203 247V245L201 244V243H199ZM230 242V243H229ZM246 242H248V244L246 243ZM93 243V244H92ZM127 243V244H126ZM129 243H130V245H129ZM132 243V244H131ZM147 243V244H146ZM162 244V246H160L159 247V245H161ZM168 243H170V244H168ZM180 243H183L184 244V246H185V248L187 249L186 251H185V248H184V251H182L183 249V245L181 246V244ZM226 243V244H225ZM229 243V244H228ZM254 243H255V245H254ZM90 244H92L93 245V247H92V245H90ZM174 244V245H173ZM249 244L251 245V247L249 246ZM258 244V245H257ZM58 245H60V244H58ZM257 245V246H256ZM166 246V247H165ZM170 246V247H169ZM172 246H174L173 248H175L174 250H172L173 248H171ZM230 246H228V247H230ZM71 247H73V248H71ZM135 249H134V248ZM169 249H168V248ZM93 248V249H92ZM133 248V249H132ZM148 248V249H147ZM161 248H165L164 249V251L169 255V253H170V251L169 250H171V251H173V253L175 254V256H173V257H180L181 259H178L179 261H177V259H173V257H171L172 255H173V253L171 252L170 253V255L168 256V258H172V260H168L167 258H164V257H166V254L164 253V251H163V249H161ZM167 248V249H166ZM158 249H159V251H163V253L164 254H162L161 252H157L158 251ZM199 249V250H198ZM230 249V248H229ZM96 250V251H95ZM196 251L194 252V259H191V258H193V253L190 255V257L188 256L187 258H190L189 260L190 261H188V262H190V263H188L187 262V264H195L194 262L196 261L195 259L197 258L198 259V257H199V255H200V253L199 252H197V256H195L196 255ZM184 253V255L185 256H183V253ZM245 252V253H244ZM75 253V254H74ZM158 254V256H156L157 254ZM182 253V254H181ZM232 253V254H231ZM259 253V254H258ZM260 253H261V255H260ZM76 254H78V256H76ZM96 254H97V252H96ZM150 254V253H149ZM161 254H162V256H161ZM172 254V255H171ZM179 255V256H177V255ZM199 254V255H198ZM230 254H231V256H230ZM247 254H248V256H247ZM165 255V256H164ZM180 255H182V257L180 256ZM242 255V256H241ZM245 255H246V259L244 258L245 257ZM75 256H76V258H75ZM164 256V257H163ZM233 256V257H232ZM241 256V257H240ZM262 258H261V257ZM79 257H81V259H79ZM159 257V258H158ZM160 257H163L165 260H166V262H165V260L164 261H161L160 260ZM196 257V258H195ZM156 258V259H155ZM170 258V259H171ZM234 258V259H233ZM249 258H251L250 260H249ZM159 260H160V262H159ZM181 260V261H180ZM192 260V261H191ZM195 260V261H194ZM231 260H232V262H231ZM241 260V261H240ZM247 260H249V261H247ZM254 260V261H253ZM263 260V261H262ZM81 262V263H80ZM92 262V263H91ZM171 262V263H170ZM193 262V263H192ZM261 262V263H260ZM176 263H174V264H176ZM227 263H225V264H227ZM71 264V263H70ZM82 264H84V263H82Z\"/></svg>", "mask_w": 264, "mask_h": 264}]
</instances>
